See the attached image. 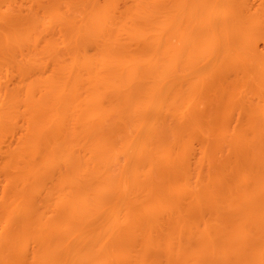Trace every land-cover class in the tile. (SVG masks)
I'll return each mask as SVG.
<instances>
[{
    "label": "rangeland",
    "instance_id": "rangeland-1",
    "mask_svg": "<svg viewBox=\"0 0 264 264\" xmlns=\"http://www.w3.org/2000/svg\"><path fill=\"white\" fill-rule=\"evenodd\" d=\"M2 1V0H1ZM0 1V2H1ZM6 1V5L4 4V3H1V7H0V9H2V10H0V11H2V12H0L1 14V16H0V22H1V19L2 18H5V16H6V18L5 19H7L8 20V18L9 17H12V18H14L15 17V19H13L12 20V22H10V24L12 25V26H9L10 28H7L5 25V21L6 20H4V19H2V24H3V26H5L6 28H7V30H5V31H7L6 33L4 32V29H3V26H1L2 24L0 23V27H2V28H0V29H2L3 31H1L0 33H2V34H0V36L1 35H3V33L4 34H7V35H5V36H3L4 38H6V40H3V39H1V37H0V41H5L4 42V44L3 45H1L2 46V50L4 49V51H6L5 53H4V51H3V56H2V59H0V60H2V62H3V60H8V62H9V64H8V62L6 61V62H1V64L3 65H0V67L2 66V68H0V71L2 70L3 71V73H0V100L2 99L3 101L4 100H6L5 98L7 97L8 99H9V97L10 96H8V95H11V93L9 94V92H10V90L12 91V89H15L14 87L15 86H19L20 84V86H25L26 87V85L25 84H30V83H33V85H30V86H28V88H27V90H26V88L25 87H21V88H24L23 90H25V91H27V93H29L28 92V89L29 90H31L30 91V93L28 94L29 95V98L30 99H33V101H35V97L38 99L39 97H41V95H42V93H44V94H48V95H46L47 96V98H48V96L49 95H51V93H53V94H56V93H58V92H60V94H56L55 95V97L57 96L58 97V95H59V97H60V95L62 94V93H67V94H69L70 96L72 95V94H76V93H78V94H80L79 96H81V98L83 97L84 98V96H85V99H86V96H88V94L89 95H91L93 92H94V97H96V98H94V97H92L93 96V94H92V96H90V97H92L91 99L92 100H90V99H88V100H90V102L92 101V102H94V99H95V102L94 103H96L97 101L99 102H97L96 104H94V103H92V104H94L95 106V108L91 105V103L90 104H88V106L89 105H91L90 107L91 108H93L92 110H93V115L91 116V117H93V118H91L90 117V114H92V113H89V117L91 118L90 120H94V121H92L91 123H93V122H97V121H95V119H97L98 120V118L97 117H99L100 119H102L103 121H105V119H106V122H107V125H109L107 128V130L105 131H103L102 132V137H101V139L103 138V140H104V142L103 141H101V142H103V144L105 143V141H106V143H110V144H112V145H110L109 147H108V149L106 150V155H107V158H106V155H104L103 154V156L106 158H104L101 154L104 152L103 151V149L104 148H106V146L108 145V144H106L105 143V145L106 146H104V148H102L103 147V144L101 143V142H99V143H101L102 144V146H101V148L102 149H100L99 148V150H101V153L99 152V150L97 151V152H99L100 154H97L95 151V153L98 155V157H99V159H100V157L102 156L103 158H104V162H103V164L106 162V161H110L111 160V158H109V157H113L114 156V158H115V160H114V158H112V160L113 161H111L110 163H111V165H114L113 167L110 165V163L109 162H106V164H105V166H103L104 167V169H105V167L107 168V166H111V171H114L113 173H114V176L116 175V174H120V176H118L117 178H115V180H114V178H112L115 182H117L116 180H119L120 179V177H121V180H123L124 178L126 179L127 178V176L129 177H131L130 178V180H129V182L132 180V179H135V178H137V175L135 176V177H132V175H134L135 173L136 174H138L137 172V170L139 169V174L141 173L140 171H142V169H144L142 172L143 173H141L142 175H139L138 174V177L140 176H149V177H147V178H149V179H146V181L144 182V179H142L143 180V182L144 183H148L147 185L149 186V184L151 183H149L147 180H151L152 181V185L155 187H152V190L153 191H155V192H157L158 190L157 189H159L160 187H162L163 189H161V193L163 192V195H165V194H167V195H165V197L164 198H167V200H169V198H170V206L169 205H167V208H169V209H165V207L163 206V205H165V204H161L163 207H164V209H162L163 210V212H164V210H166L163 214H165L166 212H167V210H168V212L166 213L167 215H168V213L170 214V212L172 213V207L174 206V203H173V201L171 202V200H172V195L174 196V194H175V196H176V193H178V191H176L177 189H180V191H181V195H183L182 197V199H181V195H180V198L179 199H181L182 201H183V204H185L184 203V201L186 200V198L185 197H187L186 195H184L186 192L188 193V197H190V195L191 194H193L194 192H195V189H196V191H197V187H195L194 185V183L195 182H197L198 181V185L200 184V186H202L201 184H207V185H210L211 187H212V189L210 188V186H208L210 189H211V192L212 191H214L213 190V187H216V189H218V187H217V185L219 186V184H222L223 183V185L224 184H226V182H228V181H230V182H232L233 183V180L232 179H234V181H236L235 183H237L238 181H239V179H242L243 181H248V184H249V182L250 181H256L257 179H253L252 180V178L253 177H256L257 175H256V173H255V171H254V169H255V167H254V164H256L257 162H258V159H257V157L260 159V158H262V160L264 159V123H263V125H262V122L261 121H257L260 125L258 126V124H255L256 123V121L255 122H251L252 124H255V128H254V126L252 127L253 129H254V131H252L251 129L252 128H250L249 130H250V132H248V133H241L240 131L245 127V125H246V117H247V119L249 118L248 116L250 115V113H253V111L255 110V109H258V112L257 113H259V109L261 108V107H264V84H262L261 85V87H262V89H260L261 87L259 86L260 84L259 83H263V82H260L261 80L260 79H258L257 80V78H256V80H255V77H256V75L254 74L253 75V71L255 70V69H258V70H260L261 68H262V70L264 71V32L262 33V32H260L259 34H258V32L259 31H261L260 29L261 28H263V26H261V28H259V31H255L256 33L255 34H258L257 36H256V38H255V36H254V38L255 39H258L257 41H254V43H253V40H255V39H252L251 41H252V43H251V41H250V43L252 44V45H250L249 44V46H248V48H253L254 49V51L256 52V53H254L253 51H251V50H253V49H251L250 50V52H252L254 55L252 56L251 54L248 56V57H244V59L246 60H249V62H247V60L245 61L246 63H251L252 64V62L254 63V62H256L258 65H256L255 67L254 66H252V65H254V64H256V63H254V64H250L252 67H254V68H249V67H247V65H249V64H246L245 65V67H243L244 66V59H242L243 60V63L241 64V62L238 64L239 66H240V64L242 65V67L245 69L244 71L247 73V74H249L250 76V78L248 77V79H247V82H243V80H241L240 78H241V74H244V73H242L243 72V69H238V71L239 72H237V69H236V67L237 66H233L232 68L233 69H236V70H230V71H228L227 73H226V69H224L223 71H225L224 73H226L225 75H224V73H223V71L221 72V73H219V75L217 74H214L213 73V71H214V68L212 67V65L213 64H211L209 61H214V60H211L210 59V57H211V55H214V54H216V55H214L213 57H216L217 55L219 56V59H221L222 57L223 58H226L224 55L227 53V50H229V49H231V48H227L228 46H229V43H227L228 41V39H226V38H228V36L227 35H229V37H230V31H233L232 29L233 28H231L230 26H232V25H227V22H225V24H222V20H225V19H223L224 18V15H226V13L228 12L227 11V9L226 8H228V5H229V1L230 0H8V2H10L9 4L7 3V0H5ZM225 1V2H224ZM260 1V0H259ZM14 2V3H13ZM249 2V0H247V2L246 3H248ZM11 3H12V5H11ZM202 3H203V5H202ZM223 5H221V4ZM250 3V4H249ZM248 4L249 5H251V6H249V7H251V8H249L251 11H249V12H252L253 14H254V12L256 13L258 10H260L259 9V7H261L260 5H262L263 3H261L260 5H259V3L260 2H258L257 0H251L250 2H249ZM245 4V3H244ZM3 5V6H2ZM9 6V8H8V6ZM213 5V6H212ZM227 5V6H226ZM6 6H7V8H6ZM201 6V7H200ZM211 6V7H210ZM225 6V7H224ZM6 8V12L4 11V9ZM11 7V8H10ZM247 7V6H246ZM198 8H200V9H198ZM203 8V9H202ZM206 8H208V9H206ZM225 8V9H224ZM11 9H14V10H11ZM210 9V10H209ZM212 9H213V11H212ZM248 9V10H249ZM262 9V8H261ZM7 10L9 11L10 10V12H7ZM219 10V11H218ZM220 10H222V11H220ZM224 10V11H223ZM13 11V12H12ZM4 12V13H3ZM218 13V15H216L217 13ZM245 12V11H244ZM243 12V13H244ZM262 12V11H261ZM5 13H8V14H5ZM9 13H11L10 15H12V16H9ZM17 13H19L18 15L20 16V21H17L18 19H19V16L18 15H16ZM221 13V14H220ZM237 13V12H236ZM251 13V14H252ZM16 16H15V15ZM257 14V13H256ZM256 14H254L255 16H256ZM259 14V13H258ZM257 14V15H258ZM5 15V16H4ZM13 15H14V17H13ZM24 15H25V17H24ZM213 15V16H212ZM220 15V16H219ZM222 15V16H221ZM251 16V15H250ZM254 16V17H255ZM260 16V15H259ZM263 16V15H262ZM18 17V18H17ZM22 17V18H21ZM215 17H217V18H215ZM222 19H220V18ZM25 19V21H22L21 19ZM31 18H32V20H31ZM220 19L221 20V24H220V20L218 21V20H215V19ZM259 18H262L261 16L259 17ZM29 19V20H28ZM4 20V21H3ZM15 20V21H14ZM244 20V19H243ZM264 20V19H263ZM14 21V22H13ZM17 21V22H16ZM23 22L24 24H26V27H25V25L24 24H22V23H19V22ZM26 22V23H25ZM212 22V23H211ZM232 22H234V21H232ZM238 22V21H237ZM237 22H236V24H237ZM217 23V24H216ZM229 23V22H228ZM263 23H264V21H263ZM9 24V25H10ZM29 24V25H28ZM232 24V23H231ZM7 25H8V23H7ZM16 25H20V26H22L23 25V27H19L18 26V29L20 30V31H18V29H17V27H16ZM31 25V26H30ZM211 25V26H210ZM233 25H234V23H233ZM237 25H239V24H237ZM243 25V24H242ZM223 26V27H222ZM244 26V25H243ZM4 27V28H5ZM14 28V27H16V28H14V30H16V32L12 29V28ZM31 27V28H30ZM35 27V28H34ZM229 27L231 28V30L229 29ZM235 27L237 28L238 26H236L235 25ZM234 27V30H236V28ZM246 27V26H245ZM22 30H21V29ZM24 28H26L25 30H24ZM240 28H241V26H240ZM240 28H237V32L235 33V35H237V33H238V29H240ZM243 28V27H242ZM257 28V29H258ZM9 29H10V31H12V32H10L9 31ZM30 29H32L31 31H30ZM23 30H24V32H23ZM28 30V31H27ZM36 30V31H35ZM229 30V31H228ZM248 30V29H247ZM246 30V31H247ZM256 30V29H255ZM263 31H264V29H262ZM26 31H27V33H26ZM225 31H227V32H225ZM242 31H244L243 29H242ZM250 31V30H249ZM253 31V30H252ZM13 32H15V33H13ZM18 32H20V33H18ZM28 32H30V33H28ZM34 32V33H33ZM254 32V31H253ZM8 33H10V35H12V37H10L9 38V34ZM14 34V36H13V34ZM37 33V34H36ZM232 33H234V32H232ZM232 33H231V35H232ZM243 33V35H244V32H242ZM250 33V32H249ZM16 34H17V37H16ZM19 34V35H18ZM28 34L30 35V36H28ZM40 36H39V35ZM239 34V33H238ZM241 34V33H240ZM263 34V35H262ZM21 35V36H20ZM22 35H24V37L22 36ZM250 35L251 36H253L251 33H250ZM262 35V36H261ZM7 36V37H6ZM28 38H26V37ZM238 36V35H237ZM248 36V38L250 37L249 35H247ZM261 36V37H260ZM23 37V38H22ZM31 37V38H30ZM35 37H37V38H35ZM241 37V36H240ZM8 38V39H7ZM17 40H15V39ZM26 38V39H25ZM245 38H247V37H245ZM251 38V37H250ZM22 39V40H21ZM23 39H25L26 41H24ZM230 39L231 40H229V41H232V38L230 37ZM261 39H263V40H261ZM7 40H11L12 42L10 43V42H8ZM20 40V41H19ZM243 40H245L244 38H243ZM16 41V42H15ZM248 41V40H247ZM31 42V43H30ZM37 42V43H36ZM25 43V44H24ZM235 43H237V47H238V41L237 42H235ZM241 43V42H240ZM7 44H8V47H7ZM13 44V45H12ZM16 44H18V46L16 45ZM21 44V45H20ZM26 44H27V46H26ZM34 44V45H33ZM228 45V46H226V45ZM233 44V43H232ZM231 44V45H232ZM248 44V43H247ZM15 45V46H14ZM239 45H241V44H239ZM244 45V44H243ZM23 46V47H22ZM235 46V47H236ZM251 46V47H250ZM16 47H18V49L16 48ZM19 47H21V48H19ZM27 49H26V48ZM31 47V48H30ZM210 47V48H209ZM243 47V46H242ZM241 46H240V48H242ZM255 47V48H254ZM8 48V49H7ZM11 48V49H10ZM206 48V49H205ZM209 48V49H208ZM226 48V49H225ZM239 48V47H238ZM238 48L236 49V50H238ZM244 48V47H243ZM17 49V50H16ZM22 49V50H21ZM31 49V50H30ZM203 49V50H202ZM244 49H247V47L246 48H244ZM243 49V50H244ZM19 50V51H18ZM21 50V51H20ZM224 50H225V52H224ZM232 50V49H231ZM248 50V49H247ZM247 50H245V51H247ZM14 51H16V52H14ZM31 51V52H30ZM207 51H208V53H207ZM238 51H240V50H238ZM244 51V52H245ZM249 51V50H248ZM20 53V54H18V53ZM25 52V53H24ZM36 52V53H35ZM219 52V53H218ZM223 52H224V54H223ZM233 52V51H232ZM237 52V51H236ZM243 52V51H242ZM243 52V53H244ZM10 53V54H9ZM35 53V54H34ZM205 53V54H204ZM213 53V54H212ZM218 53V54H217ZM16 54H17V56H16ZM24 54H25V59H23V60H29V61H27V63L29 62L30 63V61H34L35 63H37V64H34V62H33V64L35 65V66H33V64H31V65H29V66H31V67H33V69H34V67H35V69L36 70H34L33 71V69H31V67H30V71H32V73L34 74H32V73H30V72H28L27 71V73L25 74H22V72H18L20 69L18 68V65H22V63H20V64H18V62L20 61H22V60H18V59H22V57L24 56ZM29 54V55H28ZM31 54V55H30ZM201 54V55H200ZM205 55V57L206 58H203V56ZM209 54V55H208ZM211 54V55H210ZM223 56H222V55ZM233 54H236V53H234L233 52ZM232 54V55H233ZM240 54V53H239ZM2 55V54H1ZM7 55L8 56H11L12 55V57H7ZM21 55V56H20ZM23 55V56H22ZM40 56V57H38V56ZM199 55L201 56L200 58H198L199 57ZM203 55V56H202ZM207 55H208V59H207ZM226 55H228V54H226ZM238 55V54H237ZM241 55V54H240ZM245 55V54H244ZM26 56H28V57H26ZM231 56V55H230ZM252 58H251V57ZM6 59H5V58ZM212 57V58H213ZM221 57V58H220ZM235 57V56H234ZM238 57V56H237ZM4 58V59H3ZM14 58V59H13ZM15 58H16V60H15ZM241 58H243V57H241ZM251 58V59H250ZM256 60H255V59ZM13 61V60H15V62L13 63L11 60ZM198 59H201L200 60V62H199V60ZM202 59H204V60H202ZM214 59V58H213ZM231 59H233L232 57H231ZM38 60V62H36ZM217 60H218V58H217ZM233 60H235V59H233ZM238 60H239V58H238ZM237 60V61H238ZM254 60V61H253ZM258 60V61H257ZM17 61V62H16ZM206 61V62H205ZM208 61V62H207ZM225 61V60H224ZM241 61V60H240ZM251 61V62H250ZM23 62V61H22ZM218 62V61H217ZM216 62V63H217ZM229 62V61H228ZM230 62H232V60L230 61ZM236 62V61H235ZM17 63V64H16ZM25 63V62H24ZM198 63H201V64H199V66H198ZM204 63V64H203ZM210 63V64H209ZM213 63V62H212ZM216 63H214V64H216ZM222 64H225L226 66H228V64H226L227 63V61H226V63H224L223 61L221 62ZM8 64V65H7ZM207 66H206V65ZM230 64V63H229ZM261 64H262V66H261ZM203 65V66H202ZM205 65V66H204ZM218 65V64H217ZM220 65V64H219ZM223 66V67H226V66ZM231 65V64H230ZM39 66V67H38ZM202 66V67H201ZM214 66H216V65H214ZM21 67V66H20ZM198 67H199V71H200V73H199V71H198ZM210 67H211V69H210ZM219 67V66H218ZM222 67V66H221ZM235 67V68H234ZM249 69V72H250V70H252V73L250 74L249 72H248V70H247V68ZM5 68H6V70H5ZM202 68V69H201ZM230 68H231V66H230ZM237 68H241V67H237ZM23 69V68H22ZM134 69H136V70H134ZM139 69V70H138ZM216 69H217V67H216ZM222 69V68H221ZM220 69V70H221ZM79 70V71H78ZM114 70H116V71H114ZM133 72V73H137L135 76H134V78H136V79H133V77H132V79L134 80V82L136 83H138V84H140L139 83V81H142V83L143 84H145L144 86L146 87V88H148V90H149V92H150V94H151V96H150V98L152 97V98H156L157 97V94H158V92H160V91H163V96H162V94H161V97L158 95V100L156 99V102L158 103L157 105H159V103H160V107L159 106H157V108L159 107V113H156V112H154V111H149V112H145V108H144V112H143V110H142V108H139V104H137V100L135 99V103H136V105H137V107H135L136 105H133L132 106V101H134V98L133 99H128L129 101H130V103L129 102H127L129 105H127L126 104V102H124L123 103V105L124 106H121V103H122V100L123 99H121V97H122V95H121V97H120V99H121V103H118V102H120L119 100V98H118V102L117 101H115V102H117L118 103V105L116 106V105H114V103L112 102L111 103V96L109 97V96H107V98H105L103 95H100V94H104V93H107V92H103V93H101L100 92V94H98L99 93V91L98 90H96L97 91V94L98 95H100V97H101V99H99L100 97H98V99H97V94L95 95V91H93V90H95V89H93L92 91L90 90V93H88V92H85V88L84 87H86V86H88L87 84L88 83H90V82H95V81H97L99 78H98V76H96V72H97V75H98V72L100 73V71L101 72H104V71H106V73L108 72V71H111V72H108V73H111L112 75H109V76H106L105 78L107 79L106 81H108L109 82V80L111 81V82H115V80L116 79H118L117 78V76L119 75V79H122V80H126L127 79V77H129V76H126L127 74H129V73H132L131 71ZM195 70H197L196 72H195ZM210 70V71H209ZM217 70H219V68L217 69ZM220 70L218 71V72H220ZM1 71V72H2ZM17 71V72H16ZM37 71V73H35ZM60 71V72H59ZM70 71H71V73H70ZM207 71H209V72H207ZM256 71V70H255ZM75 72V73H74ZM146 72H148V73H146ZM187 72H189V74L187 73ZM199 74H198V73ZM205 72L206 73H208V74H205ZM210 72H212L211 74H210ZM217 72V71H216ZM257 72V71H256ZM262 71L260 70V72H258V73H261ZM29 73V74H28ZM80 73V74H79ZM93 73L95 74V76H92L93 75ZM105 73V74H106ZM123 73V74H122ZM127 73V74H126ZM176 73L178 74L179 73V75H180V73H181V75L180 76H177L176 75ZM187 73V74H186ZM190 73H192V75L190 74ZM196 73H197V76H198V78H197V76H196ZM223 73V74H222ZM229 73V74H228ZM232 73V74H231ZM235 73H238L237 75L235 74ZM18 74H20V76L18 75ZM37 74H40V75H37ZM102 74V73H101ZM104 74V73H103ZM102 74V75H103ZM104 74V75H105ZM122 74V75H121ZM143 74H144V76H143ZM182 74H183V76H182ZM188 76L189 75V78L188 77H185L186 75ZM235 74V75H234ZM261 74H264V73H261ZM17 77H16V76ZM28 75V76H27ZM55 75V76H54ZM80 75V76H79ZM84 75V76H83ZM103 75V76H104ZM115 75V76H114ZM137 75H138V77H137ZM194 75V76H193ZM200 75V76H199ZM216 75V76H215ZM223 76V79L224 78H226V80H224L223 81V83H222V81H221V79L220 78H222V76ZM239 75V76H238ZM253 75V76H252ZM26 76V77H25ZM42 76H44V77H42ZM74 76V77H73ZM101 76V75H100ZM103 76H102V78H103ZM125 76H126V78H125ZM145 76H147V77H145ZM177 76V77H176ZM196 76V77H195ZM219 76H220V78H219ZM246 76H248V75H246ZM262 76V75H261ZM260 76V77H261ZM264 76V75H263ZM262 76V77H263ZM23 77V78H22ZM50 77V78H49ZM115 78V79H113V78ZM140 77V78H139ZM180 77V78H179ZM251 77L253 78V79H251ZM20 78L23 80H20ZM54 78V79H53ZM77 78H79V79H77ZM81 78V79H80ZM92 80H91V79ZM96 78V79H95ZM147 78V79H146ZM185 78V79H184ZM198 79V85L197 86H199L198 87V89H196L195 90V88H194V86H193V88L194 89H191V86L188 88L189 89V94L188 95H191L192 97H190V98H193L194 99V97L195 98H197L196 100V104H198V114H199V116H200V118H201V120H202V122L200 123H198V121H197V125H198V127H197V129H195V132L193 131L192 132V134H193V136H192V134H191V136H192V138H191V141H190V135H188L189 133L188 132H186L185 130H183L181 127V124L183 123V126L185 125L184 124V122L183 121H185V123L188 125H190V127H191V123L194 121V115L196 114H194L193 112L194 111H196V108L194 109V107L193 108H191L190 107V109H189V107L187 108L186 106H184L183 105V103H182V100H180L181 98H179V96H178V98H175L174 96L173 97H170L171 99L173 98V100L175 99L176 100V102H175V100L173 101H171V99H169L170 101L168 102V96H172V95H175V88L177 89V90H179L178 89V87H180V86H184V85H186V88L185 89H187V82L189 81V83L188 84H193V79ZM239 78V79H238ZM264 78V77H263ZM262 78V79H263ZM25 79V80H24ZM74 79V80H73ZM87 81H86V80ZM111 79H113V80H111ZM118 79V80H119ZM139 79V80H138ZM177 79V80H176ZM183 79V80H182ZM189 79V80H188ZM216 79H219V80H216ZM222 79V80H223ZM56 80H58L57 82H56ZM59 80H62V81H59ZM69 80V81H68ZM72 80V81H71ZM103 80H105V79H103ZM179 80V81H178ZM186 80V81H185ZM190 80H192V81H190ZM203 80V81H202ZM239 80V82H237ZM260 80V81H259ZM37 81H41V84H42V81H43V83L45 82H47L48 84H47V86L49 87L50 86V88H48V89H46V88H43V91H41L40 90V92H42L41 94H40V92L39 91H33L34 90V88H33V86H34V83L36 84V82ZM55 81V82H54ZM78 83H77V82ZM106 81H103V82H106ZM119 81H121V80H119ZM127 82H125V83H128V80H126ZM181 81H183V83H180ZM196 81V80H195ZM194 81V82H195ZM220 81V82H219ZM255 81H256V83H255ZM262 81H264V80H262ZM17 82V83H16ZM18 82H19V84H18ZM22 82V83H21ZM37 83V84H39L40 85V83ZM67 82V83H66ZM75 82V83H74ZM98 82H100L99 80H98ZM102 82V81H101ZM185 82V83H184ZM217 82H219V83H221L220 85H221V87H219L220 85H219V83H217ZM246 83V85H243V83ZM259 82V83H258ZM63 83V84H62ZM87 83V84H86ZM96 83V82H95ZM136 83V84H137ZM196 83V82H195ZM194 83V84H195ZM216 83H217V85H216ZM239 83V84H238ZM16 84H18V85H16ZM51 84V85H50ZM56 84V85H55ZM61 86H60V85ZM66 84V85H65ZM70 86H69V85ZM71 84H75V86L73 87V85H71ZM83 84V85H82ZM86 84V85H85ZM99 83H96V85H98ZM101 84H104V83H101ZM101 84H99V85H101ZM150 84H152V85H150ZM181 84V85H180ZM182 84H184V85H182ZM241 84V85H240ZM59 85V86H58ZM141 85V84H140ZM37 86V85H36ZM42 86V85H41ZM44 86V85H43ZM56 86V87H55ZM63 86H65V87H63ZM72 86V87H71ZM79 86V87H78ZM90 86H93V85H90ZM90 86H89V88H90ZM153 86V87H152ZM238 86V87H237ZM241 86V87H240ZM258 86H259V88H258ZM35 87V86H34ZM39 87V86H38ZM46 87V86H45ZM58 87V88H57ZM76 87V88H75ZM82 87V88H81ZM152 89V91H150V88ZM159 87H163L162 88V90H160L159 89ZM37 88V87H36ZM35 88V90H37ZM53 88H55V90L53 89ZM63 88H65L66 90H68L69 91V89L70 90H77V92H75V93H72V94H70V92L68 93L66 90H64V91H66V92H64V91H62V89ZM74 88V89H73ZM95 88V87H94ZM146 88H145V90H146ZM155 88H156V90L158 91H155ZM182 88V87H181ZM243 88V89H242ZM17 89V88H16ZM38 89H40V87L38 88ZM44 89H46V91H44ZM51 89H52V91H51ZM60 89V90H59ZM80 89V90H79ZM91 89V88H90ZM96 89H98L97 87H96ZM153 89H154V91H153ZM159 89V90H158ZM238 89H239V91H238ZM20 90V89H19ZM18 90V91H19ZM22 89H21V92L23 91ZM47 90H49V91H47ZM56 90H57V92H56ZM79 90V91H78ZM15 91V90H14ZM13 91V92H14ZM71 91V92H72ZM105 91V90H104ZM187 91V90H186ZM17 92V91H16ZM34 92V93H33ZM36 92V93H35ZM56 92V93H55ZM85 92V93H84ZM147 94H148V92H147V90L145 91ZM153 92V93H152ZM155 92H157V94H155ZM184 92V91H183ZM183 92H181V93H183ZM26 93V92H25ZM27 93L26 94H24V92H23V94L25 95V97H26V95H27ZM143 93V92H142ZM185 93V92H184ZM187 93L188 92H186V96H187ZM191 93V94H190ZM22 94V93H21ZM20 95V91H19V93L18 94H16V95H18V97L20 96H22V97H24V95ZM32 94H34L33 95V97L31 96ZM43 94V95H44ZM78 94H76V95H78ZM84 94V95H83ZM108 94V93H107ZM149 94V95H150ZM153 94L156 96V97H154L153 96ZM15 95V96H16ZM27 95V96H28ZM67 96V97H65V94L63 95L65 98H67V99H72V98H69L70 96ZM74 95H73V97H74ZM146 95V94H145ZM179 95V94H178ZM181 96H183V94H180ZM15 96L13 97V94L11 95V97L13 98V101H15L14 100V98H15ZM32 98H31V97ZM78 96V97H79ZM103 96V97H102ZM118 96V95H117ZM10 97V98H11ZM19 97V98H20ZM43 97V96H42ZM54 97V96H53ZM52 97V99L54 100V98ZM57 97H56V101H57ZM63 97V98H64ZM72 97V96H71ZM119 97V96H118ZM124 97V96H123ZM148 97V96H147ZM188 97V96H187ZM187 97H185V98H187ZM12 98H11V100H12ZM28 98V97H27ZM27 98H25V99H27ZM44 98V97H43ZM43 98H41V99H43ZM51 98V97H50ZM61 98V97H60ZM75 98H77L76 96H75ZM75 98L74 99H72V101H69V102H73L74 100H75ZM80 98V97H79ZM79 98H77V99H79ZM88 98V97H87ZM102 98H103V100H102ZM105 98V99H104ZM149 98V97H148ZM147 98V99H148ZM149 98V99H150ZM16 99L18 100V101H20L18 98H17V96H16ZM24 98H23V101L25 100ZM59 99V98H58ZM66 99V100H67ZM97 99V100H96ZM124 99H126L125 97H124ZM145 99V98H144ZM159 99H160V101H159ZM1 100V101H2ZM11 100H9V102L11 101ZM16 100V101H17ZM62 101H63V99H61ZM80 100V99H79ZM115 100H116V97H115ZM139 100V102L138 103H140V105H142V106H140V107H143L144 106V104L147 102H143L142 104H141V101H140V98L138 99ZM142 100V99H141ZM184 101H185V99H183ZM195 100V99H194ZM0 101V105H1V102ZM13 101H11V102H13ZM21 101H22V99H21ZM22 101V102H23ZM39 101H40V98H39ZM43 101H45L44 99H43ZM46 101H49V99L48 100H46ZM45 101V102H46ZM59 101V100H58ZM57 101V102H58ZM61 101V103H63ZM78 101V100H77ZM76 100H75V102H73L72 104L73 105H76L75 103H79V102H77ZM82 101V100H81ZM80 101V102H81ZM84 101H86V100H84ZM110 101V102H109ZM169 103V105H168V103ZM183 101V102H184ZM8 102V100H7V103H9ZM42 102V101H41ZM50 102V101H49ZM49 102L47 103V104H49ZM66 102V101H65ZM64 102V103H65ZM67 102H68V100H67ZM66 102V103H67ZM68 102V103H69ZM176 104H175V103ZM188 102H190V101H188ZM7 104L5 101L3 102V104ZM14 103V102H13ZM19 103V102H18ZM36 103V102H35ZM39 102H37L36 104H38ZM59 103V102H58ZM63 103V106H64V108H62L61 109V104L58 106V104H56V102H53V104L52 105H48V107H49V110H48V107H47V109H46V112H48V114H46V116L48 115V117H50V119L52 120V121H54V123H53V127L55 128V127H58V129H53L52 127V130H51V132L48 134L49 136H47V138L45 139V138H43L42 139V143H40V144H42V145H44L45 143H43V142H45L46 141V144L43 146V150H41V151H43V152H41V153H39V154H37V155H35V158H34V160L32 161V163H33V167L35 166V165H40V166H37L36 168V174L34 175L32 172H28V170L26 169V166L24 167V165L22 164V163H18V162H20V161H18L17 159L16 160H14V162H17V164H19V166L20 167H18L17 168V164L15 165V170H12V169H10V170H8L7 169V171L6 172H3L2 170H1V168H2V166H4V163L8 160V157L7 156H9L12 152H14V154H15V152H17L18 150L20 151V149H21V147H27V143L29 142L28 140H30V139H28V137H30V135H28L27 134V131H28V128H27V126L28 125H25V123H24V121H21L20 120V118L18 119L17 118V120H16V122H15V124L13 123V125H14V127H9V128H7V129H5L6 131L5 132H3L4 134L0 137V208H2L4 205H6V207H7V204H9L11 201H12V198L14 197L13 195H11L12 194V191L14 190V188L12 189L11 187H13V185H16V186H19L18 184L20 183V181H23L24 183H25V185H27L28 186V188H26V189H24V192H23V194H22V199H20V200H18L17 199V201H15V202H12V204L14 205V207H16V209L15 210H17L19 213H20V215H19V213H15L14 212V209H12V211H13V214L15 213V214H17L19 217H18V220H17V222H19V221H25L28 217L27 216H29V215H33L34 217L36 216V214L35 213H37V212H40V213H42V214H45L44 216H47L48 217V215H49V218H52V217H54V216H52V212L54 211V209H55V207H57V209L58 208H62L61 206H63V204H65V203H61L62 202V198L64 197V201L67 199V203L68 202H70L69 203V205H70V207H71V205L72 204H74V205H82L83 204V200L85 199V197H84V194H89V195H96V196H98V197H100L101 196V193H100V190L102 191V192H104L102 189H104L105 188V190L107 189V183H108V180L109 179H107V183L105 182V181H103V182H105L104 184L105 185H103V184H100L101 182V180L99 181L100 183H98L97 181L95 182V181H91L92 179V177L94 176V175H96L97 177H98V174H94V173H92V171H91V168H92V166H95V165H93V164H91V160L93 159V156H92V158H91V160L89 161L88 159H89V155L87 154L88 152H89V150H88V152H87V146L88 145H86L85 143L87 142V136L89 135V138H88V142L89 143H91V146L92 145H94V143L92 142V141H94L95 140V144H96V140H99L98 139V137L96 136V135H94L95 134V131H96V129L94 130V129H88L90 132H91V134L93 133V135L95 136H93V135H91L90 136V134L88 133L87 134V130H85L86 132H81V131H84V128L86 127L85 125H82V128H83V130H81V124H82V122L84 121H81V122H78V124L80 123V126H78L77 124H76V126H74L72 123H70V121L72 120V119H75L76 118V116H75V118H74V114L72 113V115H71V117H72V119L70 120L68 117H69V115L71 114V112H76V111H73V109H74V107H72V105L69 103V105H70V109H69V105H68V107H67V105L65 106V104ZM88 103V102H87ZM175 104V106H172V104ZM191 103V102H190ZM189 103V104H190ZM193 103H195V102H193ZM232 103V104H231ZM10 104V103H9ZM15 104V103H14ZM46 104V103H45ZM45 104H43V102L41 103V105H45ZM50 104H51V102H50ZM82 104V103H81ZM83 104H86V103H83ZM120 104V105H119ZM187 104V103H186ZM188 104V105H189ZM234 104V105H233ZM19 105H22L21 103H19ZM40 105V104H39ZM54 105V107H52ZM100 106V107H98V106ZM233 105V106H232ZM13 106H17V104L16 105H13ZM57 106V107H56ZM62 106V107H63ZM77 106H79V105H77ZM116 107V108H118L119 106H121L120 108H122V109H124V110H126L128 113H129V111H130V109H131V114L133 113V114H135V112H137L138 114H140V112L139 111H141V113L143 112L144 114L146 113L147 114V116L146 117H144V114L142 113V114H140V115H142V117L144 118H142L140 115H139V117H141V119H139L138 121H132V120H134L135 118H131V120H130V117L132 116V115H130L129 116V118H127L128 117V115L130 114H128L127 115V113L126 114H124V119H122V117H121V119H122V121L123 120H129V121H127V123H128V125L130 126L131 124H130V121H131V123L133 122L134 123V125H133V123H132V126H134L135 128H137L136 126H138L139 124L141 125L140 127L142 128V125H143V127H144V129L146 128L147 130H150V131H152L153 129H157L158 131H159V133H161V135H160V139L162 140L163 139V142H162V147H160V145L159 144H161L160 142L161 141H159V143H158V145L159 146H156V143L154 144L156 147H158L159 148V150L160 151H162L163 149L165 150H163L164 151V153H163V151L161 152V154H160V152H159V154L160 155H162V154H164V156L162 155L161 157L162 158H166L169 162H168V164H169V168L172 170V171H174V172H172L169 168H168V164L166 165V170H167V168L169 169V171L165 174V172H164V170H165V166H162L163 167V169L164 170H162L161 171V178L162 179H160V177H157L158 175H157V168L158 167H155L154 168V166L152 165L151 166V169H150V163L152 162V161H150V160H153V158L155 157L154 155V157L152 158L151 156H149V159L147 158H145V157H147V156H145V154H147L148 152H150V150H148V152L146 151L147 149L146 148H144V146H147L146 144L147 143H145V141L143 142H141V144L143 143L144 144V146L143 145H141L140 144V142H137L138 143V145L140 144V146H142L141 148L139 147L138 149H133L132 147H130V149L132 148V150H135V151H133L131 154H133V158H135V156L137 155V158L140 156V159L138 158V160L140 161V160H142V158H143V162H141V163H139V162H137L138 164H140L139 166H141L140 168H138V169H134V170H132L131 168L133 167L134 168V164H136V165H138L136 162H135V160L134 159H132L131 161L129 160V152L126 150V147L124 146V144L125 143H128V142H130V141H125V143H124V140H126V139H123L122 141L123 142H121V140H119V138H117L118 136H122L123 137V135L125 134L124 133V131L123 132H121V133H117L116 135H113L114 133H113V130H117V131H121V127L124 125L123 124V122L122 121H119L118 119H115V118H117L116 116H118L119 117V114L120 113H118V111L116 112L115 111V109L113 108V107ZM146 106H148L147 105V103H146ZM229 106V107H228ZM19 107V106H18ZM21 107V106H20ZM19 107V108H20ZM40 107V106H39ZM46 107H44V108H46ZM51 107L52 108H56L57 110H55L54 111V109H51ZM81 106H79V108H80ZM82 107H83V105H82ZM128 107V108H127ZM130 107V108H129ZM170 107V108H169ZM23 107H21V112H23L24 111V108L22 109ZM41 108V107H40ZM61 110V112H60V110ZM66 108H68V111H66ZM72 108V109H71ZM84 108H87V107H84ZM127 108V109H126ZM133 108H135V109H133ZM174 108V109H173ZM227 108V109H226ZM75 109H76V107H75ZM81 109V108H80ZM89 109V108H88ZM87 109V110H88ZM99 109H101L100 110V112H98V110ZM140 109V110H139ZM173 109V110H172ZM225 109V111H223ZM42 110H43V108H42ZM65 112H64V111ZM70 110H72V111H70ZM97 110V111H96ZM168 110H170V112L168 111ZM171 110H172V112H171ZM18 111V110H17ZM51 113H50V112ZM80 111H82V110H79V112ZM86 111V110H85ZM84 111V112H85ZM89 111H91V109L89 110ZM88 111V112H89ZM94 111H95V113L96 112H98V115H97V113L96 114H94ZM122 111V110H121ZM120 110H119V112H121ZM175 111V112H174ZM19 112V111H18ZM78 112V113H79ZM102 112V113H101ZM225 112V113H224ZM256 112H255V114H256ZM20 113V112H19ZM24 113V112H23ZM23 113H22V115H23ZM56 113H59V115L58 116H55V118H54V115H56ZM63 113V114H62ZM82 113L83 112H80L79 114H81V115H78V116H82ZM101 113V114H100ZM125 113V112H124ZM172 113V114H171ZM26 114V113H25ZM49 114H51V115H49ZM61 114H62V116H65V117H62L61 116ZM122 114V113H121ZM137 114V115H138ZM145 114V115H146ZM194 114V115H193ZM22 115H19L20 117H22ZM94 115H95V117H94ZM100 115H102V116H100ZM126 115H127V117H126ZM248 115V116H247ZM18 116V115H17ZM18 116V117H19ZM44 116H45V114H44ZM45 116V117H46ZM52 116V117H51ZM97 116V117H96ZM134 116H136V115H133L132 117H134ZM251 116V118H252V116L253 115H250ZM257 116H259V114L258 115H256L255 117H257ZM137 117V116H136ZM197 117V116H196ZM60 118V119H59ZM126 118V119H125ZM184 118V119H183ZM198 118V117H197ZM196 118V120H198ZM250 118V119H251ZM261 118V117H260ZM46 119V118H45ZM48 119V118H47ZM57 119V120H56ZM65 119V120H64ZM83 118H81L80 120H82ZM84 119H85V117H84ZM86 119L88 120V122L90 123V121H89V119H88V117H87V115H86ZM85 119V120H86ZM99 119V120H100ZM180 119V120H179ZM250 119L248 120V121H250ZM254 119H257V118H254ZM58 120H59V122H58ZM183 120V121H182ZM258 120H260V119H258ZM64 121V122H63ZM76 121V120H75ZM78 121H79V119H78ZM101 121V120H100ZM99 121V123H101ZM109 121V122H108ZM143 121V122H142ZM248 121H247V125L246 126H250V124H248ZM11 123H12V121H10ZM9 122V123H10ZM49 122V121H48ZM62 122V123H61ZM69 122V123H68ZM77 122V121H76ZM85 123L87 122V121H84ZM105 122V123H106ZM136 122H138V124L136 123ZM180 122V123H179ZM182 122V123H181ZM261 122V123H260ZM10 123V125H12ZM45 123H46V120H45ZM56 123V124H55ZM74 123V122H73ZM90 123V124H91ZM127 123L125 124V125H127ZM136 123V124H135ZM143 123V124H142ZM194 123H195V121H194ZM7 124V123H6ZM47 124V123H46ZM58 124V125H57ZM63 124H65V125H63ZM68 124H70V125H68ZM88 124V123H87ZM180 124V125H179ZM50 125V126H51ZM68 125V126H67ZM127 125V126H128ZM136 125V126H135ZM196 125V126H197ZM60 126H62L63 127V129L65 128V131H59V128H60V130H61V128L62 127H60ZM65 126V127H64ZM73 126V127H72ZM85 126V127H84ZM193 126H195V125H193ZM192 126V127H193ZM3 127V126H2ZM1 127V128H2ZM5 127H7V126H5ZM4 127V128H5ZM46 127H48V126H46ZM66 127H67V130L68 129H71L72 131H70V130H66ZM71 127V128H70ZM133 127V128H134ZM139 127V126H138ZM186 127V126H185ZM50 128V127H49ZM49 128H47V129H49ZM77 128V130H75ZM78 128H80V129H78ZM111 128V129H110ZM112 128H114V129H112ZM125 128V127H124ZM127 128V127H126ZM131 128L132 127H130V129L128 128V129H126V133L128 132L129 133V130H131ZM133 128H132V131H133ZM134 128V129H135ZM189 128V127H188ZM3 129V128H2ZM46 129V130H47ZM62 129V130H63ZM119 129V130H118ZM190 129V128H189ZM30 130V129H29ZM58 130V131H57ZM73 130H75L76 131V133H78V134H73L75 131H73ZM94 130V131H93ZM188 130V129H187ZM192 130V129H191ZM198 132H197V131ZM2 131V130H1ZM4 131V130H3ZM44 131L45 130H43V134L46 136V133H44ZM50 130H48V132H49ZM70 131V132H69ZM79 131V132H78ZM110 131V132H109ZM117 131H115V133L117 132ZM183 131H184V133H183ZM252 131V132H251ZM47 132V131H46ZM57 132H59L61 135H63L64 136V139H62V136L60 135V137L58 136L59 135V133H57ZM82 134H81V133ZM108 133V137H107V133ZM2 132H0V134H1ZM30 133V132H29ZM64 133V134H63ZM68 133V134H67ZM81 134V136H79L78 138H79V140L77 139V137L76 136H78V135H80ZM96 133H98V131L96 132ZM101 133V132H100ZM218 133V134H217ZM219 133H221L222 134V136H218L219 135ZM31 134V133H30ZM42 134V133H41ZM42 134V135H43ZM56 134H58V135H56ZM73 134V135H72ZM83 134H84V136H85V134H86V136L85 137H83L82 138V136H83ZM105 136H104V135ZM216 134V136H214V135ZM72 135V136H71ZM110 135L112 136V137H110ZM127 134H125V136H126ZM69 136V137H68ZM99 136V135H98ZM104 136V137H103ZM115 136H117L116 138H115ZM124 136V137H125ZM132 136V135H131ZM55 137H56V141H55ZM71 137L73 138V139H71ZM106 137V138H105ZM133 137H134V134H133ZM189 138V141H188V138ZM58 138V139H57ZM85 138H86V140H85ZM97 138V139H96ZM109 138H112V140L110 141V139ZM126 138H128V136L126 137ZM45 139V140H44ZM54 139V140H53ZM80 139H82V141H80ZM118 139V140H117ZM121 139V138H120ZM246 139H247V143L246 142H244V141H246ZM249 139V140H248ZM44 140V141H43ZM74 140V141H73ZM76 140H77V142H76ZM129 140V139H128ZM135 140V138L134 139H131V141H132V145H133V147L135 146V145H137V144H135L136 143V141H134ZM138 140L139 141H141V139L140 138H138ZM31 141V140H30ZM79 141H80V144L78 145V143H79ZM84 141H85V143H84ZM100 141V140H99ZM109 141V142H108ZM55 142H57V143H55ZM61 142V143H60ZM119 142V143H118ZM238 142V144H239V146L241 147V154H242V152L244 151V152H251V154H256V156H255V159L254 160H251L250 158H248L249 160L247 161L248 162V164H247V162L246 161H244L245 162V166H244V168H243V170L242 171H239L240 173L241 172H243L244 173V175L242 174V175H240L241 176V178L236 174V176L239 178H237L235 175H234V171L232 170L233 168H236V166H234L235 165V161L234 160H237L238 161V158H239V156H238V158L236 157L234 160L232 159V157L233 156H231V155H229V152H230V144H235V143H237ZM82 143H84L85 144V146H86V148L84 147L83 148V145H81ZM89 143H87V144H89ZM98 143V144H99ZM118 143V144H117ZM124 143V144H123ZM29 144H30V142H29ZM61 144H62V146H61ZM98 144H96L97 146H99ZM100 144V145H101ZM113 144H115L114 146H113ZM53 145V146H52ZM80 145L82 146V148L80 147ZM90 145V144H89ZM126 145H129V143L128 144H126ZM29 146V145H28ZM78 146L81 148V151H80V148H79V151H78ZM24 147V148H25ZM61 147V148H60ZM89 147V146H88ZM96 147V146H95ZM112 147H114V150H112L113 148ZM138 147V146H137ZM239 147V148H240ZM56 148H57V150H56ZM61 150H60V149ZM62 148L64 149V150H62ZM90 148V147H89ZM94 148V147H93ZM97 148V147H96ZM95 148V149H96ZM109 148H110V150L112 151H110L109 150ZM116 148V149H115ZM134 148H136V147H134ZM142 148H144V149H146L145 150V152H144V149H142ZM162 148V149H161ZM168 148V149H167ZM82 149L84 150V156H83V153L81 154V155H79L81 152H83L82 151ZM22 150V149H21ZM53 150V151H52ZM93 150V149H92ZM139 150V151H138ZM190 150V151H189ZM229 150V151H228ZM23 151H28V150H23ZM22 151V152H23ZM57 151H58V154H57ZM62 151H63V153H62ZM103 151V152H102ZM117 152V154H116V152ZM128 153H127V152ZM167 151V152H166ZM55 152V153H54ZM60 152V153H59ZM65 152V153H64ZM78 152V153H77ZM111 152V153H110ZM155 152V151H154ZM243 152V153H244ZM114 153V155L112 156V154ZM137 153V154H136ZM170 153V154H169ZM61 154V155H60ZM78 154V155H77ZM85 154H87V155H85ZM89 154H91V153H89ZM111 154V155H110ZM136 154V155H135ZM144 154V155H143ZM149 154V153H148ZM158 154V152H156V156H159V155H157ZM245 154V153H244ZM64 155V156H63ZM93 155H94V153H93ZM100 155V156H99ZM167 155H169V156H167ZM190 155H192V156H189ZM228 155L231 157H229L230 158V160H228L229 158H228ZM79 156H81V158L79 157ZM86 156H88V157H86ZM109 156V157H108ZM166 156V157H165ZM246 156V155H245ZM247 156H249V155H247ZM58 157V158H57ZM62 157H65L64 159H62ZM66 157L68 158V159H66ZM79 157V158H78ZM97 157V156H96ZM101 157V160L103 161V158ZM150 157H151V159H150ZM173 159V161H172V159ZM188 157H189V159H188ZM243 158H244V156H242ZM45 158V159H44ZM78 158V161H80L79 163H77V160L76 159ZM82 158L84 159V160H88V163L86 162V161H84V160H82ZM132 158V157H131ZM137 158H135V159H137ZM160 158V157H159ZM169 158V159H168ZM74 159V160H73ZM108 159V160H107ZM110 159V160H109ZM146 159V160H145ZM156 159V158H155ZM154 159V160H155ZM171 159V160H170ZM10 160V159H9ZM64 160V161H63ZM69 160V162H67ZM71 160V161H70ZM94 160H98L97 158L96 159H94ZM101 160H100V162H101ZM106 160V161H105ZM153 160V161H154ZM157 160V159H156ZM161 160V159H160ZM163 160V159H162ZM231 160H233L234 161V165H233V163L231 162L230 164L228 163V161L230 162ZM66 161V162H65ZM93 161V160H92ZM135 162L134 164L133 163H131V162ZM166 161V160H165ZM173 162V163H171V162ZM253 161L254 163H251V162ZM260 161H261V159H260ZM22 162V161H21ZM94 162V161H93ZM97 162V161H96ZM150 162V163H149ZM155 162V161H154ZM157 162V161H156ZM160 161H158V164H160L159 163ZM175 162V163H174ZM196 162V163H195ZM72 163V164H71ZM85 163V164H84ZM109 163V165H107ZM167 163V162H166ZM165 163V164H166ZM259 163V162H258ZM70 164H71V166L72 167H74V169L70 166ZM76 164H78V166L75 165ZM80 164V165H79ZM83 164H84V166H83ZM89 164V165H88ZM102 164V163H101ZM100 164V165H101ZM142 164V165H141ZM155 164V163H154ZM164 164V165H165ZM228 164L230 165V166H228ZM244 164V163H243ZM6 165V164H5ZM42 165H44V169L43 170H45V171H43V170H41V171H38L40 168L42 169L43 168V166ZM46 165V166H45ZM48 165V166H47ZM87 165V166H86ZM98 165H99V162H98ZM135 165V166H136ZM232 165H233V168H232ZM257 165V164H256ZM68 166V167H67ZM80 166V167H79ZM83 166V167H82ZM89 166V167H88ZM91 166V167H90ZM155 166H157V164L155 165ZM174 167V169L175 170H177V171H175V170H173V167ZM242 166V165H241ZM241 166L239 167V168H241ZM46 167V168H45ZM48 167V168H47ZM77 167V168H76ZM87 167V169H85ZM100 166H97L96 165V169H95V173H96V171H97V169L99 168ZM160 167V166H159ZM196 167V168H195ZM16 168L17 169H19V171L18 170H16ZM69 168V169H68ZM79 168V169H78ZM83 168H84V170H83ZM90 168V169H89ZM198 168V169H197ZM69 171H68V170ZM81 169V170H80ZM89 169V170H88ZM124 169V171H122ZM132 170V175L130 174L131 172L130 171H126V170ZM141 169V170H140ZM190 169V170H189ZM242 169V168H241ZM240 169V170H241ZM75 170V174L72 172V171H74ZM108 170V169H107ZM137 172H136V171ZM150 170H151V172H150ZM165 170V171H166ZM197 170V171H196ZM236 170V169H235ZM5 171V170H4ZM37 171H38V173H37ZM78 171V172H77ZM106 171V170H105ZM121 171H122V173H121ZM134 171H135V173H134ZM152 171H153V173H154V175H155V178H159V180L160 181H156V179L154 180L153 179V176H152ZM171 171V172H170ZM233 171V172H232ZM20 172V173H19ZM71 172V173H70ZM83 172H84V174L86 173H88L87 175H84L83 174ZM107 172H109V170L107 171ZM125 172H127V173H129V174H126ZM146 172V173H145ZM68 175H67V174ZM81 173V174H80ZM94 174V175H92L91 176V174ZM113 173H111V174H113ZM150 173H152V174H150ZM169 173V174H168ZM192 173V174H191ZM235 173H236V171H235ZM19 174H20V177H19V179H18V176H19ZM69 174H72L71 176L69 175ZM105 174V173H104ZM108 174V173H107ZM107 174H105V176L107 177L108 175H110V172H109V174L107 175ZM147 174V175H146ZM195 174V175H194ZM217 174V175H216ZM81 175H84V176H81ZM199 175H201V176H199ZM219 175V176H218ZM220 175L222 176L221 178H220ZM70 176V177H69ZM96 176H94L95 178H96ZM113 175H111V177H112ZM152 176V178H150ZM177 176V177H176ZM232 176H235V178L237 179H235L234 177H232ZM244 176V177H243ZM71 177H72V179H71ZM83 177H86V179H84ZM91 177V178H90ZM94 177H93V179H94ZM101 177V176H100ZM110 177V176H109ZM109 177H107V178H109ZM116 177V176H115ZM123 177V178H122ZM246 177V178H245ZM68 179V181H67V179ZM91 179L90 180V182H93V184H94V186H93V189H89V190H91L92 192H94V193H92V192H89L88 190H87V183H85V181L87 180L88 182H89V180L88 179ZM144 178V177H143ZM213 178V179H212ZM251 180H250V179ZM96 179H98V178H96ZM111 179V178H110ZM111 179V181L114 183V181ZM154 181H153V180ZM186 179H187V181H186ZM189 179H190V181H189ZM198 179V180H197ZM245 179V180H244ZM66 180V181H65ZM70 180L72 181V182H70ZM142 180H138V182L140 181L141 183H142V185L140 184V183H138V182H135L134 180H133V182L132 183H130L129 184V186H132L131 188H135V189H137V190H139L140 191V189H141V187L142 188H145L144 186H146L143 182H142ZM162 180V181H161ZM241 180V181H242ZM250 180V181H249ZM76 181V182H75ZM110 181V180H109ZM120 181V180H119ZM124 181V180H123ZM121 182V184H123L124 182ZM126 181H128V180H126ZM125 181V183H126V185H123L124 186V188H125V190H126V188H128L127 187V183L128 182H126ZM136 181H137V179H136ZM19 182V183H18ZM61 182V183H60ZM66 185V183H68V184H70V185H62L63 183ZM75 182V183H74ZM89 182V183H90ZM95 182V183H94ZM102 182V183H103ZM135 182V185H140L141 187H139V186H135L133 183ZM159 182V183H158ZM185 182V183H184ZM191 183L192 185H190L189 183ZM200 182V183H199ZM205 182V183H204ZM207 182V183H206ZM220 182V183H219ZM225 182V183H224ZM230 182H228L227 184H230ZM72 183H74V184H78L79 185V191H78V189H76V188H73V187H76V186H74V184L72 185ZM156 183H158V184H160L161 183V185H159V188H158V184H156ZM186 183L187 184H189L190 186H189V188L191 187V189L193 190V193H192V191H190L189 190V188L187 187L188 185H186ZM219 183V184H218ZM238 183H240V181L238 182ZM251 183L252 182H250V185H251ZM99 184V185H98ZM133 184V185H132ZM143 184H144V186H143ZM197 184V183H196ZM213 184L215 185V186H213ZM226 184V185H227ZM39 185V186H38ZM61 185V186H60ZM89 185V184H88ZM91 186H92V184H90ZM89 185V186H90ZM95 185H97V187H95ZM102 185H103V188L101 189L100 188V186L102 187ZM114 185H117V184H115L114 183ZM206 185V186H207ZM222 185V186H223ZM230 185H233V186H231V187H234V183L233 184H230ZM230 185H227V188H229L230 187ZM29 186H31V187H29ZM59 186V187H58ZM126 186V187H125ZM135 186V187H134ZM151 186V185H150ZM149 186V187H150ZM157 186V187H156ZM200 186H198L199 188H200ZM205 185H203V187H204ZM236 187H237V185H235ZM57 187H58V189H57ZM71 187H72V189H71ZM99 187V188H98ZM119 187V185L118 186H116V188H118ZM149 187H148V189H149ZM178 187V188H177ZM193 187H194V189H193ZM9 188H11L12 189V191L9 189ZM18 188V187H17ZM16 188V189H17ZM19 188H20V186H19ZM18 188V189H19ZM69 190H68V189ZM92 188V187H91ZM95 188H96V190H95ZM130 188V189H131ZM151 188V187H150ZM198 188V190L200 191V189H202V188H200L199 189ZM220 188V187H219ZM223 188H225V187H223ZM30 189H33L32 191H30ZM60 189H61V191H60ZM63 189H64V191H63ZM97 189H99L98 191H97ZM120 189H121V186L119 187V189H115L116 191H120ZM123 189V188H122ZM155 189V190H154ZM188 189V190H187ZM20 190V189H19ZM66 190V191H65ZM75 190V191H74ZM94 190V191H93ZM132 190H134V189H131V190H129V188H128V191H132ZM137 190H134V191H132V193H136V191ZM147 190V189H146ZM160 190V189H159ZM33 193L34 191V194L32 195H30V193ZM139 191H137V192H139ZM150 191V190H149ZM184 191H186V192H184ZM189 191L191 192V193H189ZM198 191V192H199ZM203 191V190H202ZM233 191H235V190H233ZM233 191H232V194L231 193H228V191H225L224 193H221L220 194V196H222V201L224 200L225 202H226V200H228L229 198H232V197H234L235 196V198H239L240 196H241V194H242V192L241 191H239L241 194H239V192L236 190L234 193H233ZM9 192H11V193H9ZM52 192V193H51ZM58 192V193H57ZM61 192H63V197L61 196ZM65 192V193H64ZM67 192V193H66ZM77 192H78V194H77ZM88 192V193H87ZM124 192V191H123ZM123 192H122V194H123ZM142 192H143V194L145 193V191H141V192H139L140 194H142ZM159 192V191H158ZM164 192H166V193H164ZM176 192V193H175ZM182 192H183V194H182ZM201 192V191H200ZM214 192H216V191H214ZM223 192V191H222ZM227 192V193H226ZM231 192V191H230ZM21 193H22V191H21ZM29 193V194H28ZM71 193H73V194H75L74 196L75 197H73V195L71 196L70 194ZM100 193V196L98 195V194ZM104 193H106V192H104ZM103 193V194H104ZM119 193V192H118ZM148 193V192H147ZM151 193H152V191H151ZM172 193V194H171ZM180 193V192H179ZM203 193V192H202ZM15 194V193H14ZM58 194V195H57ZM82 196H80V195ZM102 194V196H101V199H105V197L107 196V195H103ZM107 194V193H106ZM122 194H120V196H123ZM126 194V193H125ZM125 194H124V196H125ZM130 194V197L132 196L131 195V192L129 193ZM129 194H127L128 196H129ZM154 194V193H153ZM156 194V193H155ZM198 194V193H197ZM206 194V193H205ZM211 194H213V192L211 193ZM18 195L20 196L21 194L20 193H18ZM30 195V196H29ZM55 197H54V196ZM78 195V196H77ZM89 195H86V196H89ZM95 195L93 196L94 197V199H96V201L93 199V197L91 196L89 199H87V200H90L91 198L93 199L92 201L94 202H97L98 200H97V197L95 198ZM137 195V194H136ZM146 195V194H145ZM157 196L158 195H160V194H156ZM162 195V194H161ZM196 195V194H195ZM203 195V194H202ZM240 195V196H239ZM60 198H59V197ZM68 196V197H67ZM69 196H71V197H69ZM104 196V197H103ZM123 196V197H124ZM135 196V195H134ZM134 196H133V198H134ZM140 196H142V195H140ZM147 196V195H146ZM154 196V197H153ZM169 196H171V197H169ZM193 196V195H192ZM77 197V198H76ZM80 197V198H79ZM103 197V198H102ZM138 197V196H137ZM143 197V196H142ZM150 197H152V198H157L155 195H151ZM150 197H148V198H150ZM177 197H179V196H176V198ZM252 197H253V195H252ZM20 198V197H19ZM58 198V199H57ZM78 198H79V200H81V201H78ZM87 198V197H86ZM121 198V197H120ZM119 198V199H120ZM127 198V197H126ZM125 198V199H126ZM129 198V197H128ZM135 198H136V196H135ZM138 198H140L141 199V197H138ZM137 198V199H138ZM144 199H145V196L143 197ZM147 198V199H148ZM160 198V197H159ZM185 198V199H184ZM195 198V197H194ZM70 199H73V200H70ZM154 199H152V200H154ZM178 199V198H177ZM179 199H178V202H181V200L179 201ZM187 199H189V198H187ZM191 199V198H190ZM58 200H61V202L59 201V203H58ZM76 200H77V202H76ZM107 200V199H106ZM116 200H117V197H116ZM120 200H123V199H120ZM127 200V199H126ZM152 200H150L149 199V202L150 201H152ZM156 200V199H155ZM157 200H159V199H157ZM162 200V198L160 199V201ZM176 200V199H175ZM63 201V202H64ZM85 202H86V200H84ZM113 201H115V200H113ZM112 201V203H109L108 204V206H113V207H116L117 205H116V203H114ZM135 201V200H134ZM141 201V200H140ZM186 201H188V200H186ZM55 202H57V203H55ZM77 204H76V203ZM82 202V203H81ZM118 202V201H117ZM119 202H121V201H119ZM125 203L127 202V204L126 205H129V200L128 201H124ZM139 202V201H138ZM138 202H137V204H138ZM142 202V201H141ZM140 202V203H141ZM144 202V201H143ZM149 202L147 203L146 202V205L147 204H149ZM155 202V201H154ZM162 202V201H161ZM164 202V201H163ZM167 201L165 200V203H166ZM174 202H177V200L176 201H174ZM190 202V201H189ZM188 202V203H189ZM193 202V201H192ZM78 203H81V204H78ZM131 203V202H130ZM188 203H186V204H188ZM58 204V205H57ZM85 204V203H84ZM83 204V205H84ZM91 204H93L92 206H90ZM90 205L89 204H87V202H86V204H85V206H89V207H92L93 209H91L90 208V210H93V211H96V208H97V204H100V202L99 203H97L96 205L94 204V203H91ZM121 204V203H120ZM120 204H118V208H119V210L122 212L124 209H123V206L121 205V207L119 206ZM142 204V203H141ZM144 204V203H143ZM152 205H150L149 204V206H152L153 208H156V206L158 205V203H156L157 205H155L154 203H151ZM155 205V207H154V205ZM160 204V203H159ZM167 204V203H166ZM177 204V203H176ZM68 205V204H67ZM67 205H65V206H67ZM74 205H72L73 207H74ZM83 205H82V208L80 207L79 208V210L81 211V213L83 212V210L82 209H84V207H83ZM126 205H124L126 208H127V206ZM140 205V204H139ZM179 205V204H178ZM178 205H177V207H178ZM181 205H182V203H181ZM55 206V207H54ZM64 206V207H65ZM93 206H96V208L95 207H93ZM130 206V205H129ZM131 206H133V200H132V205ZM135 206V205H134ZM140 206H142V205H140ZM144 206V205H143ZM149 206H147V207H149ZM166 206V205H165ZM11 207H13V206H11ZM68 207V206H67ZM70 207L69 208H67L68 210L70 209ZM72 207V208H73ZM98 207H100V206H98ZM159 207V206H158ZM170 207H171V210H170ZM5 208V207H4ZM9 208V207H8ZM54 208V209H53ZM71 208V209H72ZM75 208V207H74ZM73 208V210H76V209H74ZM95 208V209H94ZM101 208V207H100ZM111 208V207H110ZM109 208V209H110ZM118 208H116V209H118ZM144 208H146V207H144ZM151 208V207H150ZM153 208H151V209H153ZM174 208V207H173ZM11 209V208H10ZM89 209V208H88ZM86 207H85V210L86 211H90V210H88ZM99 211H98V213H100V209L99 208H97ZM115 209V208H114ZM123 209V210H122ZM136 209H137V207H136ZM142 210H143V207L141 208ZM3 210V209H2ZM2 210H0V222L2 221L1 220V216H2V218L4 217L5 218V211L3 212ZM6 210V209H5ZM50 210H53L52 212L50 211ZM58 210H60V209H58ZM58 210H57V212H58ZM62 210V209H61ZM64 210V209H63ZM78 210V212L77 213H80V211ZM138 210V209H137ZM136 210V211H137ZM175 210H176V208H175ZM174 210V211H175ZM1 211L3 212V214H4V216L3 215H1ZM11 211V212H12ZM42 211V212H41ZM67 211V210H66ZM65 211V212H66ZM112 211V210H111ZM114 212H116V210H113ZM135 211V210H134ZM135 211V212H136ZM144 211V210H143ZM142 211V212H143ZM149 211H151V210H149ZM160 211V210H159ZM173 211V212H174ZM7 212H9V211H7ZM47 212H48V214H47ZM50 212V213H49ZM64 212V213H65ZM68 212V211H67ZM146 212V211H145ZM192 212H193V210H192ZM205 212V213H204ZM204 212H203V217H204V219H205V221L206 222H208L209 223V221H210V210L209 209H205L204 210ZM56 213V211H54V213L53 214H55ZM64 213H63V215H64ZM107 213V212H106ZM112 213V212H111ZM117 214H118V212H116ZM141 213V212H140ZM35 214V215H34ZM47 214V215H46ZM94 214H96L97 216H99V218L98 219H102V217L100 218V214H102V213H100V214H97L96 212H94ZM108 214V213H107ZM139 214V213H138ZM143 214V213H142ZM165 214V215H166ZM8 215H10V214H8ZM39 215H41V214H39ZM63 215H61V216H63ZM66 215H68V214H66ZM103 215V214H102ZM104 215H105V213H104ZM109 215H110V213L108 214V217H109ZM119 215H120V213H119ZM14 216V215H13ZM32 216V217H33ZM57 216V215H56ZM60 216V215H59ZM70 216V214L68 215V217ZM192 216H194V215H192ZM11 217V216H10ZM9 217V218H10ZM106 217H107V215L104 217L105 219H106ZM107 217V218H108ZM163 217V216H162ZM8 218V217H7ZM65 219H66V217H64ZM70 218V217H69ZM104 218H103V220H104ZM111 218V217H110ZM109 218V219H110ZM143 218H144V216H143ZM6 219V218H5ZM4 219V222L2 221V224L0 223V226H2V227H4L3 225H4V223L6 224V225H8V223L10 222L9 220H5ZM53 219V218H52ZM112 219V218H111ZM67 220V219H66ZM70 220V219H69ZM69 220H67V221H65L64 222V220H63V217H62V220L60 221L59 220V222H58V224H57V226L55 225L57 222H55V224H52V226H55V227H53V229L52 230H59V231H61V234L60 235H62V233H65V234H67V231L70 229V227H71V225H70V222L72 221V223H74L73 222V220H71L70 222H68ZM139 220V219H138ZM141 220H142V218H141ZM145 219H143L142 221H144ZM262 220V219H261ZM107 221H108V219H107ZM163 221H164V219H163ZM260 221V220H259ZM7 222V223H6ZM14 222V221H13ZM63 223V225H62V223ZM99 222H100V220H99ZM162 222V221H161ZM161 222H159V223H161ZM261 222H263V220L261 221ZM53 223V222H52ZM60 223V224H59ZM65 223V224H64ZM77 223L78 222H75L74 224H76L75 225V227L76 226H78L77 225ZM111 223V222H110ZM110 223H108L107 222V224L106 225H102V228H103V230H102V233H107V232H105V226L107 227V226H109L110 227ZM153 223V222H152ZM155 223V222H154ZM158 223V224H159ZM167 223V222H166ZM197 223V222H196ZM259 223V222H258ZM16 223H13V225H12V222H11V224H9V226H5L7 229H9V230H13L14 228H12V227H14V225H15ZM109 224V225H108ZM150 224H151V222H150ZM156 224V223H155ZM162 224H165V223H162ZM100 225V224H99ZM98 225V226H99ZM115 225V224H114ZM152 225V224H151ZM150 225V226H151ZM197 225H198V228L200 227V229L201 230H198V232L199 231H202V229H206V228H204V224L203 223H197ZM73 226V225H72ZM101 226V225H100ZM113 226V223H112V225H111V227ZM152 226H155L154 224L152 225ZM156 226H159V225H157L156 224ZM155 226V227H156ZM162 226V225H161ZM160 226V227H161ZM164 226H166V225H164ZM258 226H260L259 224H258ZM74 227V226H73ZM72 227V228H73ZM108 227V228H109ZM154 227V228H155ZM206 227V226H205ZM6 228H4V229H6ZM57 228V229H56ZM62 228V229H61ZM64 228V229H63ZM72 228H71V232L73 231L72 230ZM98 228V227H97ZM112 228H114V227H112ZM112 228H109V230H111ZM151 228V227H150ZM157 228H159V227H157ZM162 228V227H161ZM167 229H168V226L166 227ZM2 229V228H1ZM0 229V233H1V231L3 230H1ZM61 229V230H60ZM76 229H79L78 227H76ZM75 229V230H76ZM93 228H91L90 230H92ZM107 229V228H106ZM153 229V228H152ZM151 229V230H152ZM9 230H8V232H9ZM64 230V231H63ZM108 230V229H107ZM160 230V228L159 229H154L153 230V232L155 231V233H153L152 234V237H153V235L155 234V236H156V234H158V233H156V232H158ZM162 230H164V229H162ZM56 231H53V232H56ZM58 231V232H59ZM87 231V233H89L88 231L89 230H86ZM94 232L95 231H97V230H93ZM92 231V232H93ZM12 232V231H11ZM57 232V233H58ZM69 232V231H68ZM164 232V231H163ZM171 232V231H170ZM205 232V231H204ZM253 232V231H252ZM77 233V232H76ZM91 233V232H90ZM159 233H160V231H159ZM203 233V232H202ZM202 233H200L201 235H202ZM247 233H248V231H247ZM251 233V232H250ZM256 233V232H255ZM69 234V233H68ZM67 234V235H68ZM70 234H72V233H70ZM95 235L94 233H91V235ZM97 234V233H96ZM165 234H166V231H165ZM199 234V235H200ZM253 234V233H252ZM58 235H59V233H58ZM73 235H76V234H72V236H70V235H68L67 237L69 238V240L70 241H78V243H83L84 244V242L85 241H88V239L86 238V234H85V232H84V234H80L81 235V238H80V240H78L79 239V237H78V239H75L77 236H75V240H73V239H71V237H73ZM88 235H90V234H88ZM100 236H101V233L99 234ZM195 235H197V233L195 234ZM198 235V236H199ZM200 235V236H201ZM255 235V234H254ZM257 235V234H256ZM255 235V236H256ZM82 236H84V238H82ZM97 237H98V235H96ZM154 236V237H155ZM160 236V237H159ZM162 236H164V234L162 235V233L160 234V235H158V237H159V239H161V237ZM166 236V235H165ZM232 236V235H231ZM91 237V236H90ZM95 237V236H94ZM93 237V238H94ZM97 237H95V239H93V241L95 240H97L98 239V241H96V242H93V241H91L90 243H93V244H95V243H98L99 242V238H97ZM153 237V238H154ZM202 237H204V236H202ZM205 237H209V235H207L206 233H205ZM66 238V237H65ZM68 238H66V239H64L63 241V243L62 244H65V242L67 243L68 241H66V240H68ZM86 238V239H85ZM92 238V237H91ZM97 238V239H96ZM141 238V237H140ZM152 238V239H153ZM194 238H196V236L194 237ZM210 238V237H209ZM233 239H234V237H232ZM253 238H254V236H253ZM163 239H164V237H163ZM171 239V238H170ZM169 239V240H170ZM196 239H198V237L196 238ZM195 239V240H196ZM204 239H207V238H204ZM84 242H83V241ZM90 240H92V239H90ZM144 240V239H143ZM167 240H168V238H167ZM202 240H203V238H202ZM81 241V242H80ZM155 241V240H154ZM166 241V240H165ZM0 242H2V243H5V241H3L1 238H0ZM140 242H141V240H140ZM158 243H160V244H158L159 245V248L158 249H160L161 248V246H162V244H163V242H162V240L159 242V240L157 241ZM85 243H88V242H85ZM174 243V242H173ZM70 244V242L69 243H67V245H69ZM93 244H91V245H93ZM31 245V246H30ZM29 246H24V248H25V252L23 251L24 250V248L22 249V251L24 252V254L26 255V257L29 259V260H31V258H32V255H33V253L36 251V246L35 245H33V244H30ZM37 245V244H36ZM66 245V246H67ZM139 243L136 245L137 247H139ZM156 245V244H155ZM165 245V244H164ZM164 245L162 246V248L164 247ZM260 245V244H259ZM99 246H101V245H99ZM99 246H97L96 248H99ZM261 246V245H260ZM36 247V248H35ZM33 248H35V251H34V249ZM259 248V247H258ZM261 249H263L262 247H260ZM259 248V249H260ZM37 249H39V247L37 248ZM43 249H41V251H39V250H37V252H35V253H37L38 254V251L39 252H41V253H39L38 255H39V257L40 258H43L44 257V250L42 251ZM151 250V251H150ZM149 251L151 252V253H154V252H152L153 250H155V249H153V247H152V249H150ZM20 251V250H19ZM22 251H20V252H22ZM113 251H116V253H118L119 252V255H118V257L120 256H128V257H131L132 258V260L131 261H133L134 262V264H140L139 263V260L143 257V253H142V251H140L139 250V252L137 251V250H135V249H131V248H125V249H121V250H118V249H113ZM259 251V250H258ZM150 252H147V255H146V257H145V261H143V258L141 259V261L140 262H142L143 261V263H141V264H155V262H153V260H154V258H152L151 256H149L148 254H150ZM155 252H156V250H155ZM257 252V251H256ZM115 253V254H116ZM263 253H264V250H263ZM262 253V254H263ZM115 254L114 255H112L113 256V260H114V257H115ZM260 254V253H259ZM35 255V254H34ZM33 255V256H34ZM42 255H43V257H42ZM151 255H153V254H151ZM92 256L93 255H91V258H92ZM264 256V255H263ZM262 255H261V257L262 258H264ZM90 258V259H91ZM138 258V259H137ZM155 258H159V257H157V256H155ZM163 258V257H162ZM162 258H161V260H162ZM149 259V260H148ZM153 259V260H152ZM80 260V259H79ZM92 260V259H91ZM263 260V259H262ZM81 261V260H80ZM155 261V260H154ZM164 260H162V262H163ZM213 260H210L209 262H212ZM30 262V264H31V261H29ZM61 263V262H60ZM161 264H165V262H163V263H161ZM213 264H217V262H214Z\"/></svg>",
    "mask_w": 264,
    "mask_h": 264
},
{
    "label": "bare ground",
    "instance_id": "bare-ground-1",
    "mask_svg": "<svg viewBox=\"0 0 264 264\" xmlns=\"http://www.w3.org/2000/svg\"><path fill=\"white\" fill-rule=\"evenodd\" d=\"M1 1V0H0ZM6 3V1L5 0H2L1 2H0V7H1V3H4V2ZM14 1V0H13ZM202 1V0H201ZM205 1V0H204ZM207 1V0H206ZM209 1V0H208ZM228 1V0H227ZM251 0H249V2H250ZM258 2H260L259 3V5L261 4V3H263L262 5H260L261 7H259V9L260 10H258L256 13L258 14H256L255 12H254V14H256V16L252 13V12H249V11H251L249 8H251V7H249V6H251V5H249L248 3H246L247 2V0H230L229 1V5H228V8H226L227 9V13H226V15H224V18L223 19H225V20H222L220 17V19L223 21L222 22V24H225V22H227V25H232V26H230L231 28H233L232 30L233 31H230L231 33L232 32H234V33H232V35H231V33H230V37L232 38V41H229V40H231L230 39V37H229V35H227L228 36V38H226V39H228L227 41V43H229V46L228 45H226V46H228L227 48L229 49V48H231V49H229V50H227V53L226 54H228V55H224L226 58H221V59H219V56L217 55L216 57H213L214 55H216V54H214V55H211V57H210V59L211 60H214V61H209L211 64H213L212 65V67L214 68V71H213V73L214 74H218L219 75V73H221L224 69H226V73L228 72V71H230V70H232L233 68V66H237V67H241V68H237L236 67V69H237V72H239L241 69H243V72L242 73H244V74H241V80H243V82H247V79H248V77L250 76L249 74H247L244 70V68L243 67H245V65L246 64H249V63H246L245 61L247 60H245L244 59V57L246 56V57H248L250 54L253 56L254 54L252 53V52H250V50L251 49H253V48H248V46H249V44L250 45H252L251 43H252V39H255L256 38V36L260 33V32H264L262 29H264V23H263V19H264V0H257ZM11 2V1H10ZM10 2H8V0H7V3L9 4ZM225 2V1H224ZM4 3V4H5ZM14 3V2H13ZM245 3V4H244ZM221 4V3H220ZM223 4V3H222ZM221 4V5H222ZM6 5V4H5ZM11 5H12V3H11ZM202 5H203V3H202ZM3 6V5H2ZM8 6V5H7ZM7 6H6V8H7ZM213 6V5H212ZM223 6V5H222ZM227 6V5H226ZM247 6V7H246ZM201 7V6H200ZM211 7V6H210ZM225 7V6H224ZM5 8V7H4ZM6 8L4 9V11L6 12ZM8 8H9V6H8ZM11 8V7H10ZM262 8V9H261ZM198 9H200V8H198ZM203 9V8H202ZM206 9H208V8H206ZM225 9V8H224ZM249 9V10H248ZM0 10H2V9H0ZM11 10H14V9H11ZM210 10V9H209ZM212 11H213V9H212ZM219 11V10H218ZM220 11H222V10H220ZM224 11V10H223ZM245 11V12H244ZM262 11V12H261ZM0 12H2V11H0ZM7 12H10V10L8 11L7 10ZM13 12V11H12ZM237 12V13H236ZM244 12V13H243ZM4 13V12H3ZM217 13V12H216ZM252 13V14H251ZM1 14V13H0ZM5 14H8V13H5ZM11 13H9V16H12V15H10ZM19 13H17L16 15H18ZM221 14V13H220ZM2 15V14H1ZM0 15V16H1ZM15 15V14H14ZM14 15H13V17H14ZM15 15V16H16ZM20 15V14H19ZM18 15V16H19ZM216 15H218V13L216 14ZM251 15V16H250ZM262 17V18H259L260 16ZM263 15V16H262ZM3 16V15H2ZM5 16V15H4ZM21 16V15H20ZM20 16H19V19L17 20V21H20ZM213 16V15H212ZM220 16V15H219ZM222 16V15H221ZM255 16V17H254ZM24 17H25V15H24ZM5 18H6V16H5ZM5 18H2V19H4V20H6L5 21V26L7 27V28H10L9 26H12L11 24H10V22H12V20L13 19H15V17L14 18H12V17H9L8 18V20L7 19H5ZM18 18V17H17ZM22 18V17H21ZM26 18V17H25ZM215 18H217V17H215ZM215 19V20H220V19ZM2 19H1V24H2ZM244 19V20H243ZM3 20V21H4ZM22 21H25V19L23 18V19H21ZM29 20V19H28ZM31 20H32V18H31ZM221 20H220V24H221ZM10 21V22H9ZM15 21V20H14ZM13 21V22H14ZM16 21V22H17ZM19 22V23H22V24H24L23 22ZM232 21H234V22H232ZM238 21V22H237ZM229 22V23H228ZM236 22H237V24H239V25H237L236 24ZM7 23H8V25H7ZM26 23V22H25ZM212 23V22H211ZM232 23V24H231ZM233 23H234V25H233ZM10 24V25H9ZM217 24V23H216ZM244 26H243V25ZM25 25V27H26V24H24ZM29 25V24H28ZM235 25L236 26H238L237 28H240V26H241V28L240 29H238V33H237V35H235V33L237 32V28L235 27ZM263 26V28H261V26ZM1 26H3V24L1 25ZM5 26H3V29H4V32L6 33L7 31H5V30H7V28L5 27ZM18 26L19 27H23V25L22 26H20V25H16V27H17V29H18ZM31 26V25H30ZM211 26V25H210ZM246 26V27H245ZM5 27V28H4ZM16 27H14V28H16ZM223 27V26H222ZM229 27V29L231 30V28ZM234 27L236 28V30H234ZM243 27V28H242ZM261 28L260 30L261 31H259V28ZM0 28H2V27H0ZM12 28V27H11ZM14 28H12L13 30H14ZM31 28V27H30ZM35 28V27H34ZM258 28V29H257ZM21 29V28H20ZM23 29V28H22ZM21 29V30H22ZM26 28H24V30H25ZM242 29L244 30V31H242ZM248 29V30H247ZM256 29V30H255ZM12 30V31H13ZM24 30H23V32H24ZM32 29H30V31H31ZM247 30V31H246ZM250 30V31H249ZM254 32H253V31ZM1 31H3L2 29H0V32ZM9 31H10V29H9ZM12 31H10V32H12ZM15 32H16V30H14ZM18 31H20L19 29H18ZM28 31V30H27ZM27 31H26V33H27ZM36 31V30H35ZM229 31V30H228ZM236 31V32H235ZM255 31H259L258 32V34H255L256 32ZM15 32H13V33H15ZM225 32H227V31H225ZM242 32H244V35H243V33ZM253 35V36H251L250 35V33ZM12 33V34H13ZM18 33H20V32H18ZM25 33V32H24ZM28 33H30V32H28ZM34 33V32H33ZM228 33V32H227ZM241 33V34H240ZM0 34H2V33H0ZM9 34V38L10 37H12V35H10V33H8ZM37 34V33H36ZM5 35H7V34H4L3 33V35H1L0 37H1V39H3V40H6V38H4L3 36H5ZM19 35V34H18ZM39 35V34H38ZM247 35H249L250 37L248 38V36ZM263 35V34H262ZM261 35V36H262ZM13 36H14V34H13ZM21 36V35H20ZM23 37H24V35H22ZM28 36H30L29 34H28ZM27 36V37H28ZM40 36V35H39ZM241 36V37H240ZM254 36H255V38H254ZM260 36V37H261ZM7 37V36H6ZM16 37H17V34H16ZM22 37V38H23ZM26 37V36H25ZM26 37V38H27ZM245 37H247V38H245ZM258 37V36H257ZM25 38V39H26ZM31 38V37H30ZM35 38H37V37H35ZM243 38L245 39V40H243ZM8 39V38H7ZM15 39V38H14ZM17 39V38H16ZM15 39V40H16ZM25 39H23L24 41H26ZM28 39V38H27ZM259 39V38H258ZM258 39H255V40H253V43H254V41H257ZM264 39V38H263ZM263 39H261V40H263ZM0 41V59H2V56H3V54L7 51H4V49L2 50V46L1 45H3L4 44V42L5 41ZM18 40V39H17ZM16 40V41H17ZM22 40V39H21ZM248 40V41H247ZM8 42H12L11 40L9 41V40H7ZM15 41V42H16ZM20 41V40H19ZM238 41V43L239 44H241V45H239L238 44V47L236 46L237 45V43H235V42H237ZM250 41H251V43H250ZM259 41V40H258ZM241 42V43H240ZM3 43V44H2ZM31 43V42H30ZM37 43V42H36ZM233 43V44H232ZM248 43V44H247ZM25 44V43H24ZM232 44V45H231ZM244 44V45H243ZM13 45V44H12ZM17 46H18V44H16ZM21 45V44H20ZM34 45V44H33ZM15 46V45H14ZM26 46H27V44H26ZM236 46V47H235ZM240 46L242 47H244V48H246L247 47V49L249 50H247V49H244L243 47L242 48H240ZM7 47H8V44H7ZM23 47V46H22ZM251 47V46H250ZM17 49H18V47H16ZM19 48H21V47H19ZM26 48V47H25ZM31 48V47H30ZM210 48V47H209ZM208 48V49H209ZM238 48V50H240V51H238V50H236ZM255 48V47H254ZM8 49V48H7ZM11 49V48H10ZM16 49V50H17ZM27 49V48H26ZM206 49V48H205ZM226 49V48H225ZM244 49V50H243ZM22 50V49H21ZM20 50V51H21ZM31 50V49H30ZM203 50V49H202ZM245 50H247V51H245ZM3 51H4V53H3ZM19 51V50H18ZM234 53H236V54H233V52ZM237 51V52H236ZM244 53H243V52ZM251 51H253L254 53H256L255 51H254V49L253 50H251ZM14 52H16V51H14ZM31 52V51H30ZM224 52H225V50H224ZM224 52H223V54H224ZM18 53V52H17ZM21 53V52H20ZM20 53H18V54H20ZM25 53V52H24ZM36 53V52H35ZM34 53V54H35ZM207 53H208V51H207ZM219 53V52H218ZM217 53V54H218ZM241 55H240V54ZM2 54V55H1ZM6 54V53H5ZM10 54V53H9ZM205 54V53H204ZM203 54V55H204ZM213 54V53H212ZM233 54V55H232ZM238 54V55H237ZM245 54V55H244ZM29 55V54H28ZM31 55V54H30ZM201 55V54H200ZM199 55V57L198 58H200L201 56ZM202 55V56H203ZM209 55V54H208ZM208 55H207V59L209 58L208 57ZM222 55V54H221ZM231 55V56H230ZM248 55V56H247ZM16 56H17V54H16ZM21 56V55H20ZM23 56V55H22ZM38 56V55H37ZM223 56V55H222ZM235 56V57H234ZM238 56V57H237ZM7 57H12V55L11 56H8L7 55ZM18 57V56H17ZM25 57V54H24V56L22 57V59H18V60H22L21 62L19 61L18 62V64H20V63H22V65L20 64V65H18V68L20 69L18 72L20 73V72H22V74H26L27 73V71L30 69V67L31 66H29V65H31V64H33V62L34 61H30V63L28 62L27 63V61H29V60H23V59H25L24 58ZM26 57H28V56H26ZM38 57H40V56H38ZM214 59H213V58ZM231 57L233 58V59H235V60H233V59H231ZM241 57H243V58H241ZM245 57V58H246ZM251 57V56H250ZM5 58V57H4ZM3 58V59H4ZM203 58H206L205 57V55L203 56ZM217 58H218V60H217ZM238 58H239V60H238ZM252 58V57H251ZM250 58V59H251ZM6 59V58H5ZM14 59V58H13ZM242 59H244V63H243V60ZM255 59V58H254ZM9 60V59H8ZM8 60H6L7 62H8ZM11 60V59H10ZM15 60H16V58H15ZM15 60H13L14 62H15ZM199 60V62H200V60L201 59H198ZM202 60H204V59H202ZM225 60V61H224ZM232 60V62H230ZM238 60V61H237ZM241 60V61H240ZM256 60V59H255ZM5 60H3V62H6ZM12 61V60H11ZM12 61V62H13ZM218 61V62H217ZM224 62V63H226V61H227V63L226 64H228V66H226L225 64H222L221 62ZM229 61V62H228ZM236 61V62H235ZM254 61V60H253ZM258 61V60H257ZM1 62H2V60H0V65H2L1 64ZM2 62V63H3ZM10 62V61H9ZM9 62H8V64H9ZM13 62V63H14ZM17 62V61H16ZM25 62V63H24ZM36 62H38V60L36 61ZM206 62V61H205ZM208 62V61H207ZM217 62V63H216ZM241 62V64L243 63L244 64V66L242 67V65L240 64V66L238 65L239 63ZM247 62H249V60H247ZM251 62V61H250ZM209 63V64H210ZM214 63H216V64H214ZM231 65H230V64ZM246 63V64H245ZM254 63H256V62H254ZM253 62H252V64H254ZM7 64V65H8ZM17 64V63H16ZM34 64H37V63H35L34 62ZM33 64V66H35ZM199 64H201V63H198V66H199ZM204 64V63H203ZM218 64V65H217ZM220 64V65H219ZM251 64V63H250ZM247 65V67H249V68H251L252 66H256V65H258L257 63L256 64H254V65ZM206 65V64H205ZM204 65V66H205ZM214 65H216V66H214ZM226 66V67H223V66ZM233 65V66H232ZM3 66V65H2ZM2 66L0 67V68H2ZM21 66V67H20ZM203 66V65H202ZM201 66V67H202ZM207 66V65H206ZM219 66V67H218ZM222 66V67H221ZM230 66H231V68H230ZM259 66V65H258ZM261 66H262V64H261ZM39 67V66H38ZM216 67H217V69L219 68V70H220V72H218L219 70H217L216 69ZM246 67V68H247ZM254 67H252V68H254ZM23 68V69H22ZM235 68V67H234ZM31 69H33V67H31ZM202 69V68H201ZM210 69H211V67H210ZM236 69H233V70H236ZM238 69H240L239 71H238ZM5 70H6V68H5ZM34 70H36L35 69V67H34V69H33V71ZM134 70H136V69H134ZM139 70V69H138ZM247 70H248V72H249V69L247 68ZM253 70V69H252ZM252 70H250V72L252 73ZM257 72H256V71ZM254 71H253V75L255 74L256 75V77H255V80H256V78H257V80L258 79H260L259 81L260 82H263V83H259L260 85V87H261V85L262 84H264V81H262V80H264V74H261V73H264V71L262 70V68L260 69L262 72L261 73H258V72H260V70H258V69H255ZM2 71V70H1ZM0 71V73H3V71L1 72ZM79 71V70H78ZM114 71H116V70H114ZM131 71V70H130ZM197 70H195V72H196ZM198 71H199V67H198ZM210 71V70H209ZM209 71H207V72H209ZM217 71V72H216ZM17 72V71H16ZM28 72H30V73H32V71H28ZM60 72V71H59ZM108 72H111V71H108ZM106 73V71H104V72H101L100 71V73L98 72V75H97V72H96V76H98V80L100 81V82H98V80L97 81H95L96 83H99V84H101V83H104V84H101V85H96V83L95 82H90V83H86L88 86H86V87H84L85 88V92H88V93H90V90L92 91L93 89H95V90H93V91H95V95L97 94V91L96 90H100L99 91V93L98 94H100V92L101 93H103V92H107V93H104V94H100V95H103L105 98H107V96H111L110 98H111V103L113 102H115V101H117L118 102V98L120 99V97H121V95H122V97H121V99H123L122 100V103H121V99L119 100L120 102H118V103H121V106H124L123 105V103L124 102H126V104L127 105H129L127 102H129L130 103V99H133L134 98V101H132V106L133 105H136V101H135V99L139 102V98H140V101H141V104L143 103V102H146L147 103V105L148 106H146V103L144 104V106L143 107H140V106H142V105H140V103H138L137 102V104H139V108H142V110H143V112H144V108H145V112H149V111H154V112H156V113H159V107H160V103H159V105H157L158 103L156 102V99L158 100V95L161 97V94H162V96H163V91H160V92H158L157 90H156V88H155V91H157L158 92V94H157V92H155V94H157V97L153 94V96L154 97H156L155 99L154 98H150V96H151V94H150V92H149V90H148V88H146L145 86V84H143L142 83V81H139V83L141 84H138L137 82V84L134 82V80L133 79H136V78H134V76L137 74V73H133L132 71V73H129V74H127L126 76H129V77H127V79L126 80H128V83H125V82H127L126 80H122V79H119V75L117 76V78L119 79V80H121V81H119L118 79H116L115 80V82L113 81V82H111L110 80H109V82L108 81H106L107 79V77L106 76H109V75H112L111 73ZM225 71H223V73H224ZM231 72V71H230ZM241 72V71H240ZM249 72V73H250ZM35 73H37V71L35 72ZM70 73H71V71H70ZM75 73V72H74ZM104 73H106L104 76L102 75V74ZM146 73H148V72H146ZM188 74H189V72H187ZM186 73V74H187ZM198 73V72H197ZM197 73H196V76H197ZM199 73H200V71H199ZM198 73V74H199ZM212 72H210V74H211ZM212 73V74H213ZM222 73V74H223ZM226 73H224V75L226 74ZM250 73V74H251ZM21 74V73H20ZM20 74H18L19 76H20ZM21 74V75H22ZM29 74V73H28ZM33 74V73H32ZM80 74V73H79ZM123 74V73H122ZM121 74V75H122ZM185 74V75H186ZM191 75H192V73H190ZM205 74H208V73H206L205 72ZM216 74V75H217ZM229 74V73H228ZM232 74V73H231ZM236 75L238 74V73H235ZM234 74V75H235ZM34 75V74H33ZM37 75H40V74H37ZM101 75V76H100ZM176 75L177 76H180L181 75V73H180V75H179V73L177 74L176 73ZM215 75V76H216ZM223 75V76H224ZM246 75H248V76H246ZM252 75V76H253ZM263 77H262V76ZM16 76V75H15ZM23 76V75H22ZM28 76V75H27ZM55 76V75H54ZM80 76V75H79ZM84 76V75H83ZM92 76H95V74L93 73V75ZM102 76H103V78H102ZM115 76V75H114ZM126 76H125V78H126ZM143 76H144V74H143ZM176 76V77H177ZM182 76H183V74H182ZM194 76V75H193ZM195 76V77H196ZM200 76V75H199ZM222 76V75H221ZM223 76H222V78H220V76H219V78L221 79V81H222V83H223V81L224 80H226V78H224L223 79ZM239 76V75H238ZM261 76V77H260ZM17 77V76H16ZM26 77V76H25ZM42 77H44V76H42ZM74 77V76H73ZM106 77V78H105ZM132 77H133V79H132ZM137 77H138V75H137ZM145 77H147V76H145ZM184 77V76H183ZM185 77H188L189 78V75L187 76H185ZM23 78V77H22ZM50 78V77H49ZM113 78V77H112ZM140 78V77H139ZM180 78V77H179ZM197 78H198V76H197ZM250 78V77H249ZM254 78V77H253ZM252 77H251V79H253ZM263 78V79H262ZM54 79V78H53ZM77 79H79V78H77ZM81 79V78H80ZM91 79V78H90ZM96 79V78H95ZM103 79H105V80H103ZM113 79H115V78H113ZM113 79H111V80H113ZM147 79V78H146ZM185 79V78H184ZM199 79V78H198ZM198 79H193L194 81H193V84H188L189 83V81L187 82V89H185L186 88V85H184V84H182V85H184V86H180V87H178V89L179 90H177L176 88H175V95H172V96H168L169 98H168V102L170 101L169 99H171L170 97H175V98H178V96H179V98H181L180 100H182V103H183V105L184 106H186L187 108L189 107V109H190V107L191 108H193L194 106V109L196 108V111H194L193 113L195 114H193L194 115V121H195V123H194V121L191 123L192 125H191V127H190V125L188 124H186L185 123V121H183L184 122V126H183V123L181 124V128L183 129V130H185L186 132H188L189 134L188 135H190L189 137H190V141H191V138H192V136H193V134H192V132L194 131L195 132V129H197V127H198V125L196 124L197 123V121H198V123L200 122H202V120H201V118H200V116H199V114H198V104H196V99L197 98H195L194 97V99L193 98H190V97H192L191 95H188L189 94V87L191 86V89H194L195 88V90L196 89H198V87L199 86H197L198 85V83L201 81H199L198 82ZM223 79V80H222ZM239 79V78H238ZM20 80H22L21 78H20ZM25 80V79H24ZM74 80V79H73ZM86 80V79H85ZM92 80V79H91ZM139 80V79H138ZM177 80V79H176ZM183 80V79H182ZM189 80V79H188ZM216 80H219V79H216ZM23 81V80H22ZM58 80H56V82H57ZM59 81H62V80H59ZM69 81V80H68ZM72 81V80H71ZM87 81V80H86ZM102 81V82H101ZM103 81H106V82H103ZM179 81V80H178ZM186 81V80H185ZM190 81H192V80H190ZM203 81V80H202ZM36 82V81H35ZM39 81H37L36 82V84L34 83V86H33V88H34V90L33 91H39L40 92V90L41 91H43V88H46V89H48V88H50V86L48 87L47 86V82L45 83H43V81H42V84H41V81L39 82L40 83V85L39 84H37ZM55 82V81H54ZM77 82V81H76ZM220 82V81H219ZM219 82H217V83H219ZM237 82H239V80L237 81ZM242 82V83H243ZM17 83V82H16ZM22 83V82H21ZM67 83V82H66ZM75 83V82H74ZM78 83V82H77ZM180 83H183V81H181ZM185 83V82H184ZM195 83V84H194ZM201 83V82H200ZM217 83H216V85H217ZM255 83H256V81H255ZM18 84H19V82H18ZM18 84H16V85H18ZM63 84V83H62ZM61 84V85H62ZM85 84V85H86ZM221 83H219V85H220ZM239 84V83H238ZM21 85V84H20ZM15 86L14 88L15 89H12V91L10 90V92H9V94L11 93V95L13 94V97L16 95V94H18L19 93V91H20V95H22L23 94V92H24V94H26L27 93V91H25V90H23L24 88H21V87H25V86ZM26 85V90H27V88H28V86H30V85H33V83H30V84H25ZM37 85V86H36ZM42 85V86H41ZM44 85V86H43ZM51 85V84H50ZM56 85V84H55ZM60 85V84H59ZM58 85V86H59ZM60 85V86H61ZM66 85V84H65ZM69 85V84H68ZM71 85H73V87L75 86V84H71ZM83 85V84H82ZM90 85H93V86H90ZM145 85V86H144ZM150 85H152V84H150ZM181 85V84H180ZM194 86V88H193V86ZM241 85V84H240ZM243 85H246V83H243ZM40 87V89H38L39 87ZM46 86V87H45ZM70 86V85H69ZM89 86H90V88H89ZM218 86V85H217ZM259 86H258V88H259ZM264 86V85H263ZM31 87V86H30ZM37 87V88H36ZM56 87V86H55ZM63 87H65V86H63ZM72 87V86H71ZM79 87V86H78ZM95 87V88H94ZM96 87L98 88V89H96ZM153 87V86H152ZM182 87V88H181ZM185 87V88H184ZM219 87H221V85L219 86ZM238 87V86H237ZM241 87V86H240ZM17 88V89H16ZM35 88L37 89V90H35ZM58 88V87H57ZM66 88V87H65ZM65 88H63L62 89V91H64V90H66ZM76 88V87H75ZM82 88V87H81ZM145 88H146V90H147V92H148V94L145 92L146 90H145ZM150 88V87H149ZM161 88V89H160ZM162 88L163 87H159V89L160 90H162ZM189 88V89H188ZM264 88V87H263ZM20 89V90H19ZM21 89L23 90L22 92H21ZM46 89H44V91H46ZM54 90H55V88H53ZM74 89V88H73ZM158 89V90H159ZM243 89V88H242ZM260 89H262V87L260 88ZM15 90V91H14ZM19 90V91H18ZM60 90V89H59ZM80 90V89H79ZM78 90V91H79ZM105 90V91H104ZM187 90V91H186ZM14 91V92H13ZM17 91V92H16ZM30 91L31 90H29L28 89V92L30 93ZM47 91H49V90H47ZM51 91H52V89H51ZM68 93L70 92V94H72V93H75V92H77V90L75 91V90H70L69 89V91L68 90H66ZM66 91H64V92H66ZM72 91V92H71ZM92 91V92H93ZM150 91H152V89L150 88ZM153 91H154V89H153ZM185 93H184V92ZM238 91H239V89H238ZM26 92V93H25ZM56 92H57V90H56ZM55 92V93H56ZM84 92V93H85ZM143 92V93H142ZM181 92H183V93H181ZM186 92H188L187 93V96H186ZM22 93V94H21ZM29 93H27V95L29 94ZM34 93V92H33ZM36 93V92H35ZM42 92H40V94H41ZM153 93V92H152ZM23 94V95H24ZM44 93H42V95H41V97H39L40 98V101H39V98L37 99L36 97H35V101H33V99H30L29 98V95L27 96L26 95V97H25V95H24V97H18V95H16L17 96V98L20 100V101H18L17 99H16V96H15V98H14V100L15 101H13V98L11 97V95H8V96H10L11 98H12V100H11V98L9 97V99L6 97L5 99L6 100H4L6 103H7V100H8V102H9V100H11V101H13V102H9V103H7V104H3V100L1 101L2 103H1V105H0V132H2L0 135L2 136L4 133L3 132H5L6 130L5 129H7V128H9V127H14V125H13V123L15 124V122H16V120H17V118L19 119L20 118V120L21 121H24V123H25V125H28L27 126V128H28V131H27V134L28 135H30V137H28V139H30V140H28L29 142H30V144H29V142L27 143L28 145H27V147H21V149H20V151L18 150L17 152H15V154H14V152H12L9 156H7L8 157V160L4 163V166H2V168H1V170L3 171V172H6L7 171V169L8 170H10V169H12V170H15L14 168H15V165L17 164V162L18 161H20V162H18L19 164L20 163H22L23 165H24V167L26 166V169L28 170V172L30 171V172H32L34 175L36 174V167L37 166H40V165H35L34 167H33V163H32V161L34 160V158H35V155H37V154H39V153H41V152H43V151H41V150H43L42 148H43V146L46 144V141L45 142H43V143H45L44 145H42V144H40V143H42V139L43 138H47V136H49L48 134L51 132V130H52V128L53 129H58V127H53L52 125H53V123H54V121H52L51 119H50V117H48V115L46 116V114H48V112H46V109H47V107H48V105H52L53 104V102H56V104H58V106L60 105L61 106V109L62 108H64V106H63V103L66 101L67 102V100H68V102L69 101H72V99H74L75 98V96L77 97V98H79V99H77V98H75V100L77 101V102H79V103H75L76 105H73L74 103L73 102H75V100L73 101V102H69L71 105H72V107H76V109H75V107H74V109H73V111H76V112H71V114L69 115V119L71 120L72 119V117H71V115H72V113L74 114L73 116H74V118H75V116H76V118L75 119H72L71 121H70V123H72L74 126H76V124L78 125V126H80V123L78 124V122H81V121H87L86 123L83 121L82 122V124H81V130H83V128H82V125H85L84 127V131H81V132H86L85 130H87V134L89 133L90 134V136L91 135H93V133L91 134V130L92 129H96V131H95V134L94 135H96L97 137H98V139L100 140H96L97 142H96V144H98L99 142H101V141H103L104 142V140H103V138L101 139V135H102V132L105 130H107L108 128V126L109 125H107V122H106V119H105V121H103L102 119H100L99 117H97L98 118V120L97 119H95V121H97L96 123L95 122H93V123H91L92 121H94V120H90L91 118H93V117H91L92 115H93V108H91L90 106L92 105L93 107L95 106L94 104H96V103H94L95 102V99H94V102H90V100H92L91 98L92 97H94V92L92 93L93 94V96H92V94L91 95H89L88 94V96H86V99H85V96H84V98L82 97L81 98V96H79L80 94H78V93H76V94H78V95H74V94H72L71 96L69 95V94H67V93H62L61 95H60V97H59V95H58V97H57V101L60 103H58L55 99H56V97H55V95L56 94H60V92H58V93H56V94H53V93H51V95H49L48 96V98H47V96L46 95H48L47 93L46 94H44ZM65 94V97H67L68 95L70 96L69 98H72V99H67V98H65L63 95ZM96 95L97 96V99H98V97H100V95ZM146 94V95H145ZM150 94V95H149ZM179 94V95H178ZM180 94H183V96H181ZM191 94V93H190ZM33 95L34 94H32L31 96L33 97ZM67 95V96H66ZM73 95H74V97H73ZM84 95V94H83ZM119 97H118V96ZM30 96V97H31ZM44 98H43V97ZM54 96V97H53ZM79 96V97H78ZM90 96H92V97H90ZM102 96V97H103ZM126 98V99H124V97ZM150 98H148V97ZM28 97V98H27ZM31 97V98H32ZM51 97V98H50ZM52 97L54 98V100L52 99ZM64 97V98H63ZM88 97V98H87ZM115 97H116V100H115ZM185 97H187V98H185ZM23 98L25 99V98H27V99H25L24 101H23ZM41 98H43L45 101L46 100H48L49 99V101L51 102V104H50V102L49 101H43V99H41ZM59 98V99H58ZM94 98H96V97H94ZM104 98V99H105ZM145 98V99H144ZM148 98V99H147ZM21 99H22V101H21ZM61 99H63V101L61 100ZM67 99V100H66ZM88 99H90V100H88ZM96 99V100H97ZM99 99H101V97L99 98ZM108 99V98H107ZM129 99V100H128ZM142 99V100H141ZM183 99H185V101L183 100ZM17 100V101H16ZM82 100V101H81ZM84 100H86V101H84ZM102 100H103V98H102ZM173 100V98L171 99V101ZM175 100V99H174ZM173 100V101H174ZM43 102V104H45V105H41V103ZM61 101L63 102V103H61ZM81 101V102H80ZM109 101V102H110ZM143 101V102H142ZM159 101H160V99H159ZM170 101V102H171ZM184 101V102H183ZM188 101H190V102H188ZM21 103L22 105H19V103ZM37 102H39L38 104H36ZM49 102V104H47ZM64 103L65 104V106L67 105V107H68V105H69V103L67 102V103ZM88 102V103H87ZM91 103V105H89L88 106V104H90ZM117 102H115L114 103V105H118V103ZM167 102V101H166ZM167 102V103H168ZM175 102H176V100H175ZM174 102V103H175ZM193 102H195V103H193ZM73 103V104H72ZM82 103V104H81ZM83 103H86V104H83ZM92 103H94V104H92ZM99 103V102H98ZM177 103V102H176ZM175 103V104H176ZM187 103V104H186ZM190 103V104H189ZM17 104V106H13V105H16ZM40 104V105H39ZM125 104V103H124ZM131 104V103H130ZM172 104V103H171ZM175 104H172V106H175ZM189 104V105H188ZM195 104V105H194ZM232 104V103H231ZM77 105H79V106H81L80 108H79V106H77ZM82 105H83V107H82ZM120 105V104H119ZM159 106L158 108H157V106ZM168 105H169V103H168ZM194 105V106H193ZM234 105V104H233ZM232 105V106H233ZM21 106V107H23L24 108V113L23 112H21L20 110H21V107L19 108V107ZM41 108H40V107ZM47 106V107H46ZM63 106V107H62ZM98 106V105H97ZM121 106H119L118 108H116L115 106L113 107L114 109H115V111L117 112L118 111V113H120L119 114V117L118 116H116L117 118H115V119H118L119 121H122V119H124V114H126L127 113V115L131 112V109H130V111H129V113L126 111V110H124V109H122V108H120ZM44 107H46V108H44ZM52 107H54V105L52 106ZM51 107V109H54V108H52ZM57 107V106H56ZM84 107H87V108H84ZM96 107V106H95ZM94 107V108H95ZM98 107H100V106H98ZM135 107H137V105L135 106ZM229 107V106H228ZM22 108V109H23ZM42 108H43V110H42ZM89 108V109H88ZM97 108V107H96ZM101 108V107H100ZM128 108V107H127ZM126 108V109H127ZM130 108V107H129ZM170 108V107H169ZM59 109V108H58ZM69 109H70V105H69ZM72 109V108H71ZM88 109V110H87ZM91 109V111H89ZM133 109H135V108H133ZM174 109V108H173ZM172 109V110H173ZM227 109V108H226ZM20 112H18V111ZM48 110H49V107H48ZM55 110H57L56 108L54 109V111ZM60 110V109H59ZM79 110H82V111H80V112H83L82 113V116H78V115H81V114H79L80 112H79ZM86 110V111H85ZM100 110L101 109H99L98 110V112H100ZM119 110L121 111V112H119ZM140 110V109H139ZM172 110H171V112H172ZM260 111H259V113H257L258 112V109H255L254 111H253V113H250V115H253L252 116V118H251V116L249 115H247L249 118L247 119V117H246V125H247V121L250 119V121H248V124H250V126H246L245 125V127L240 131L241 133H248V132H250V128H252L253 126H254V128H255V124H258V126L260 125L257 121H261L262 122V125H263V123H264V107H261L260 109H259ZM64 111V110H63ZM66 111H68V108H66ZM70 111H72V110H70ZM85 111V112H84ZM89 111V112H88ZM97 111V110H96ZM169 112H170V110H168ZM223 111H225V109L223 110ZM227 111V110H226ZM225 111V112H226ZM257 111V112H256ZM50 112V111H49ZM60 112H61V110H60ZM65 112V111H64ZM69 112V111H68ZM79 112V113H78ZM98 112H96L97 113V115H98ZM125 112V113H124ZM140 112V114H142L141 113V111H139ZM175 112V111H174ZM224 112V113H225ZM228 112V111H227ZM255 112H256V114H255ZM22 113H23V115H22ZM26 113V114H25ZM51 113V112H50ZM89 113H92V114H90V117H89ZM95 113V111H94V114H96ZM102 113V112H101ZM100 113V114H101ZM122 113V114H121ZM44 114H45V116H44ZM63 114V113H62ZM62 114H61V116H62ZM76 114V115H75ZM137 112H135V114H129L128 115V117H127V115H126V117L127 118H129V116L130 115H136V116H134V117H130V120H131V118L133 119V118H135L134 120H132V121H138L139 119H141V117H142V115H140V114H138ZM144 114V113H143ZM146 114V113H145ZM144 114V117H146L147 116V114L145 115ZM172 114V113H171ZM259 114V116H257V117H255L256 115H258ZM19 115H22V117H18ZM49 115H51V114H49ZM59 115V113H56V115H54V118H55V116H58ZM86 115H87V117H88V119H89V121H90V123L88 122V120L86 119ZM139 115L141 116V117H139ZM99 116V115H98ZM100 116H102V115H100ZM198 118H197V117ZM52 117V116H51ZM62 117H65V116H62ZM84 117H85V119H84ZM94 117H95V115H94ZM121 117H122V119H121ZM261 117V118H260ZM46 118V119H45ZM48 118V119H47ZM81 118H83L82 120H80ZM143 118V117H142ZM196 118L198 119V120H196ZM254 118H257V119H254ZM60 119V118H59ZM78 119H79V121H78ZM101 121H100V120ZM126 119V118H125ZM144 119V118H143ZM184 119V118H183ZM258 119H260V120H258ZM45 120H46V123H45ZM57 120V119H56ZM65 120V119H64ZM77 122H76V121ZM180 120V119H179ZM257 120V121H256ZM10 121H12V123L10 122ZM49 121V122H48ZM99 121L101 122V123H99ZM124 121V122H123ZM122 122H123V126L120 128L121 129V131L119 130V131H117V130H113V135H116L118 132L119 133H121V132H123L124 131V133L125 134H127L126 136H125V134L123 135V137L122 136H115V138L117 137V138H119V140H121V142H123L122 140L123 139H126V140H124V143H125V141H130V142H128L129 143V145H126V144H128V143H123L124 144V146L126 147V150L128 151H130L131 153L133 152V151H135V150H132V148L133 149H138L139 147L141 148L142 146H140V144H141V142L144 140L145 141V143H147L146 145L147 146H144V144L142 143L141 145H143L144 146V148H146V149H144V148H142V149H144V152H145V150L148 152V150H150V152H148L147 154H145V156H147V157H145L146 159L148 158L149 159V156H151L152 158H153V160L155 161H153V160H150V161H152L151 163H150V169H151V166L153 165L154 166V168L155 167H158L157 168V177H160L161 176V171L162 170H164L163 169V167L162 166H165L164 168H165V170H166V165L168 164V160L166 159V158H162L161 156L163 155L164 156V154H162V155H160L161 154V152L164 150H162V151H160L159 150V148L158 147H156V146H159L160 145V147H162V142H163V139L161 140L160 138V135H161V133H159V131L155 128V129H153L152 131H150V130H147L146 128L144 129V127H143V125H142V128L140 127L141 125L139 124L138 126H136L137 128H135L134 126H132V123H131V121H130V126L128 125V123H127V121H129V120H123ZM256 121V123L255 124H252L251 122H255ZM12 124V125H10V123ZM52 122V123H51ZM58 122H59V120H58ZM64 122V121H63ZM74 122V123H73ZM106 122V123H105ZM109 122V121H108ZM143 122V121H142ZM260 122V123H261ZM7 123V124H6ZM52 125H51V124ZM62 123V122H61ZM69 123V122H68ZM88 123V124H87ZM127 123V125H125ZM137 124H138V122H136ZM135 123V124H136ZM180 123V122H179ZM56 124V123H55ZM143 124V123H142ZM51 125V126H50ZM58 125V124H57ZM63 125H65V124H63ZM68 125H70V124H68ZM67 125V126H68ZM133 125H134V123H133ZM180 125V124H179ZM193 125H195V126H193ZM197 125V126H196ZM3 126V127H2ZM5 126H7V127H5ZM46 126H48V127H46ZM186 126V127H185ZM193 126V127H192ZM3 129H2V128ZM5 127V128H4ZM50 127V128H49ZM52 127V128H51ZM60 127H62V126H60ZM65 127V126H64ZM73 127V126H72ZM125 127V128H124ZM127 127V128H126ZM130 127H134L133 128V131H132V128H131V130H129V133L127 132H125L126 131V129H130ZM190 129H189V128ZM47 128H49V129H47ZM71 128V127H70ZM91 131H89L88 129ZM30 129V130H29ZM47 129V130H46ZM63 127L61 128V130H60V128H59V131H65V128L63 129ZM78 129H80V128H78ZM111 129V128H110ZM112 129H114V128H112ZM188 129V130H187ZM192 129V130H191ZM2 130V131H1ZM4 130V131H3ZM43 130H45L44 131V133H46V136L43 134ZM48 130H50L49 132H48ZM66 130H67V127H66ZM68 130H70V131H72L71 129H68ZM67 130V131H68ZM75 130H77V128L75 129ZM75 130H73V131H75ZM93 130V131H94ZM198 130V129H197ZM196 130V131H197ZM252 131H254V129L252 128L251 129ZM47 131V132H46ZM58 131V130H57ZM69 131V132H70ZM98 131V133H96ZM115 131H117L116 133H115ZM251 131V132H252ZM31 134H30V133ZM79 132V131H78ZM80 132V133H81ZM101 132V133H100ZM110 132V131H109ZM198 132V131H197ZM43 135H42V134ZM48 133V134H47ZM57 133H59V132H57ZM79 133V134H80ZM107 133V132H106ZM183 133H184V131H183ZM64 134V133H63ZM68 134V133H67ZM73 134H78V133H76V131L73 133ZM72 134V135H73ZM82 134V133H81ZM81 134L80 135H78V136H76L77 137V139L79 140V136H81ZM101 134V135H100ZM133 134H134V137H133ZM191 134H192V136H191ZM218 134V133H217ZM56 135H58V134H56ZM60 133H59V137H60ZM71 135V136H72ZM93 135V136H94ZM99 135V136H98ZM104 135V134H103ZM132 135V136H131ZM214 135V134H213ZM0 136V137H1ZM62 136V139H64V136L63 135H61ZM85 136H86V134H85ZM84 136V134H83V136H82V138L83 137H85ZM105 136V135H104ZM103 136V137H104ZM125 136V137H124ZM128 136V138H126ZM162 136V135H161ZM214 136H216V134L214 135ZM218 136H222V134L221 133H219V135ZM69 137V136H68ZM95 137V136H94ZM107 137H108V133H107ZM110 137H112L111 135H110ZM217 137V136H216ZM87 138V142L85 143V141H84V143L86 144V145H88L87 146V152H88V150H89V152L87 153L90 157H89V161L91 160V158H92V156H93V161L91 160V164H93V165H95V166H92V168H91V171H92V173H94V174H98V177L96 176V175H94V174H91V176L92 175H94V176H96V178H98V179H96L94 176V179H93V177L90 179H88L89 180V182H90V180L91 181H97L98 183H100V184H103V185H105L106 183H107V179H109L108 180V185H107V189L105 190V188L104 189H102L103 188V185H102V187L100 186V188L104 191V192H106V193H104V192H102L101 190H100V193H101V196H102V194L105 196V195H107L106 197H105V199L103 198V199H101V196H100V193L98 194L100 197H98V196H96L95 194V198L97 197V202H95L96 201V199H94V195H89V194H84V197H85V199L84 200H86V202H87V204H91V203H94L95 205L97 204V203H99L100 202V204H97L98 206H100V207H98L97 205V208H99L100 209V213H102V214H100V213H98V209L96 208V206H93V207H95L96 208V211H93V210H90V208L91 209H93L92 207H87V206H85V204H86V202L83 200L82 202H83V207H84V209H82L83 210V212L81 213V209L79 210V208L81 207L82 208V205H74V204H72V205H74V207L71 205V207H70V205H69V203L70 202H68L67 203V199L64 201L63 199H64V197L62 196L63 195V192H61L62 194H61V196L63 197L62 198V202H61V200H58V203H59V201L61 202V203H65V204H63V206H61L62 208H58V209H60V210H58L57 209V207H55V209H54V211H56V213L55 214H53L54 213V211L53 210H50L51 212H52V216H54V217H52V218H49V215H48V217L47 216H44L45 214H42V213H40V212H37V213H35L36 214V216L34 217L33 215H29V216H27L28 218L25 220V221H19V222H17V220H18V215L17 214H15V213H19L17 210H15L16 209V207H14V205L12 204V202H15V201H17V199L18 200H20V199H22V194H23V192H24V189H26V188H28V186L27 185H25V183L23 182V181H20V183L18 184L19 186H20V188H19V186H16V185H13V187H11L12 189L14 188V190L12 191V189L11 188H9L11 191H12V194L11 195H13L14 197L12 198V201L9 203V204H7V207H6V205H4L2 208H0V210H2L3 212L5 211V218L7 219V220H9L10 222L8 223V225H6L5 223H4V227H2V226H0V229L2 230L1 231V233H0V238L3 240V241H5V243H2V242H0V264H30V262L29 261H31V264H134V262L133 261H131L132 260V258L131 257H126V256H119L118 257V255H119V252L118 253H116V251H113V249H118V250H121V249H125V248H131V249H135V250H137L138 252H139V250L140 251H142V253H143V261H145V257H146V255H147V252H150L151 250L150 249H152V247H153V249H155L156 250V252H155V250H153L152 252H154V253H151L150 252V254H148L149 256H151L152 258H154V260H153V262H155V264H161V263H163V262H165V264H213L214 262H217V264H264V258H262L261 257V255L263 256L264 255V253H263V250H264V159L262 160V158H260L261 159V161H260V159L256 156V154H251V152H242V154H241V147L239 146V144H238V142L237 143H235V144H230L229 146L231 147L230 148V152H229V155H231V156H233L232 157V159L234 160L236 157L238 158V156H239V158H238V161L237 160H234L235 161V165H234V161L233 160H231L230 162L228 161V163L230 164L231 162L233 163V165L234 166H236V168H233V165H232V170L234 171H232L233 173H234V175L236 176V174L241 178V176L240 175H244V173L243 172H239V171H242L243 170V168H244V166H245V162L244 161H248L249 159L248 158H250L251 160H254L255 159V156L257 157V159H258V162L256 163V164H254V167H255V169H254V171H255V173H256V177H253L252 178V180L255 178V179H257L256 181H250V182H252L251 183V185H250V182H249V184H248V181H243L242 179H239L237 176V178L239 179V181H240V183H235L236 181H234V179H232L233 180V183L235 184V185H237V187L234 185V187H231V186H233V185H230V184H233L232 182H230V181H228V182H230V184H227L228 182H226V184L227 185H230V187L229 188H227V185L226 184H224L223 185V183L222 184H219V186L217 185V187H218V189H216V187H213V190L214 191H216V192H214V191H212L213 192V194H211L212 192H211V189H212V187L210 186V185H207V184H201L202 186H200V184L198 185V181L197 182H195L194 184V186L195 187H197V191H196V189H195V192L193 193V190L191 189V187L189 188V186L190 185H192L191 183H189V184H187L186 183V185H188L187 187L189 188V190L190 191H192V193L193 194H191L190 195V197H188V193L186 192V191H184V192H186L184 195H186L187 197H185L186 198V200H188V201H184V203L186 202V203H188L189 201V203L188 204H183V195H181V191H180V189H177L176 191H178V193H176V196H179V197H177L178 199L180 198V195H181V199H179V201L181 200V202H178V199L176 198V196H175V194H174V196L172 195V200H171V202L173 201V203H174V208L172 207V213L170 212V214L168 213V215L166 214L167 212H168V210H167V212L165 213V214H163L166 210H164V212H163V210L162 209H164V207H165V209L167 208V205H169L170 203V198H169V200H167V198H164L165 197V195H167V194H165V195H163V192L161 193V189H163L162 187H160L159 188V185H161V183L160 184H158V183H156V184H158V188L160 189H157L158 191L157 192H155V191H153L152 190V187H154L153 185H152V181L151 180H147L150 184H149V186L151 187H149L146 183H144L145 181H146V179H149V178H147V177H149V176H139L138 177V174H139V169L138 168H140L141 166H139L140 164H138L137 162H139V163H141V162H143L142 160H143V158H142V160H138V158L140 159V156L137 158V153L135 154L136 156H135V158H137V159H135V158H133L134 156H133V154H131L129 151V160L131 161L132 159H134L135 160V162L138 164V165H136V164H134L135 162H131V163H133L134 165V168L132 167L131 169L132 170H134L136 167V169H138L136 172L138 173V174H136L135 173V171H134V175H132V170H126L127 172L128 171H130L131 173V175H132V177H135L136 175H137V178H135V179H132L131 181L133 182V180L135 181V182H138V180L140 179V180H142V179H144V182H143V180H142V182L146 185V186H144V184H143V186L145 187V188H142L140 185H135V182L133 183L136 187L137 186H139V187H141V189H140V191L139 190H137V189H135V188H131L132 186H129V184L130 183H132L131 181L129 182V180H130V176L128 177L127 176V178L125 179H123V180H121V177H120V181L122 182H124L123 184H121V182L119 181V180H116L117 182H115L114 180H115V178H117L118 176H120V174L118 175V174H116L115 176H114V171H111V166L113 167L114 165H111V161H113L112 160V158H114V153L112 154V156L113 157H109V158H111V160L110 161H106V162H111L110 163V167L109 166H107V168L105 167V169H104V167L103 166H105V164H106V162L103 164V162H104V156H103V154L104 155H106V153L108 152H106V150L108 149V147L110 146V145H112V144H110V143H106V141H105V143L106 144H108L107 146L105 145V143L103 144V142H101L102 144H103V147L102 148H104V146H106V148H104L103 149V153L101 154L102 156V158H103V161L101 160V157H100V159H99V157H98V155L97 154H100L101 153V150H99V148L100 149H102L101 148V146H102V144L101 143H99L98 145L99 146H97L96 144H95V140L94 141H92L93 143H94V145H92L91 146V143H89L88 142V138H89V135L86 137ZM86 138H85V140H86ZM106 138V137H105ZM135 138V140L134 141H136V143L135 144H137V145H135L134 147H136V148H134L133 147V143H132V141H131V139H134ZM138 138H140L141 139V141H139L138 140ZM188 138V137H187ZM44 139V140H45ZM58 139V138H57ZM71 139H73L72 137H71ZM84 139V138H83ZM97 139V138H96ZM110 139V141L112 140V138H109ZM129 139V140H128ZM143 139V140H142ZM43 140V141H44ZM54 140V139H53ZM118 140V139H117ZM249 140V139H248ZM55 141H56V137H55ZM74 141V140H73ZM80 141H82V139H80ZM80 141H79V143H78V145L80 144ZM143 141V142H144ZM159 141H161L160 143L161 144H159L158 145V143H159ZM188 141H189V138H188ZM76 142H77V140H76ZM83 142V141H82ZM109 142V141H108ZM137 142H140V144L138 145V143ZM244 142H246L247 143V139H246V141H244ZM55 143H57V142H55ZM61 143V142H60ZM84 143H82L81 145H83ZM87 143H89V144H87ZM119 143V142H118ZM117 143V144H118ZM132 143V144H131ZM156 143V146L154 145ZM85 144L83 145V148L85 147L86 148V146H85ZM101 144V145H100ZM110 144V145H109ZM80 145V147L82 148V146ZM115 144H113V146H114ZM53 146V145H52ZM61 146H62V144H61ZM97 148H96V147ZM132 147L131 149H130V147ZM138 146V147H137ZM63 147V146H62ZM79 146H78V151H79V148H80ZM94 147V148H93ZM115 147V146H114ZM114 147H112L113 149L112 150H114ZM240 147V148H239ZM61 148V147H60ZM59 148V149H60ZM81 148H80V151H81ZM96 148V149H95ZM28 150V151H23V150ZM93 149V150H92ZM116 149V148H115ZM162 149V148H161ZM168 149V148H167ZM56 150H57V148H56ZM61 150V149H60ZM62 150H64L63 148H62ZM85 150V149H84ZM84 150L82 149V151L83 152H81L79 155H81L82 153H83V156H84ZM96 150V151H95ZM99 150V152H97ZM109 150H110V148H109ZM240 150V151H239ZM23 151V152H22ZM53 151V150H52ZM79 151V152H80ZM97 153H95V152ZM111 151V150H110ZM126 151V152H127ZM139 151V150H138ZM155 151V152H154ZM165 151V150H164ZM164 151H163V153H164ZM190 151V150H189ZM229 151V150H228ZM106 152V153H105ZM112 152V151H111ZM110 152V153H111ZM116 152V151H115ZM127 152V153H128ZM156 152H158V154L157 155H159V156H156ZM159 152H160V154H159ZM167 152V151H166ZM55 153V152H54ZM60 153V152H59ZM62 153H63V151H62ZM65 153V152H64ZM78 153V152H77ZM89 153H91V154H89ZM93 153H94V155H93ZM57 154H58V151H57ZM87 154H85V155H87ZM116 154H117V152H116ZM151 154V155H150ZM170 154V153H169ZM61 155V154H60ZM78 155V154H77ZM92 155V156H91ZM111 155V154H110ZM144 155V154H143ZM149 155V156H148ZM154 155V156H153ZM228 155V158L230 157ZM246 155V156H245ZM247 155H249V156H247ZM64 156V155H63ZM97 156V157H96ZM100 156V155H99ZM167 156H169V155H167ZM189 156V155H188ZM190 156H192V155H190ZM189 156V157H190ZM242 156H244V158L242 157ZM34 157V158H33ZM80 158H81V156H79ZM78 157V158H79ZM86 157H88V156H86ZM132 157V158H131ZM151 157H150V159H151ZM160 157V158H159ZM166 157V156H165ZM189 157H188V159H189ZM264 157V156H263ZM58 158V157H57ZM65 157H62V159H64ZM69 158V157H68ZM67 157H66V159H68ZM78 158L76 159L77 160V163H79L80 161H78ZM98 159V160H94V159ZM106 158H107V155H106ZM105 158V159H106ZM171 158V157H170ZM231 158V157H230ZM230 158L228 159V160H230ZM254 158V159H253ZM10 159V160H9ZM18 160L17 162H14V160ZM33 159V160H32ZM45 159V158H44ZM145 159V160H146ZM161 159V160H160ZM163 159V160H162ZM169 159V158H168ZM172 159V158H171ZM170 159V160H171ZM74 160V159H73ZM82 160H84L83 158H82ZM88 160L86 159V160H84V161H86L87 163H88ZM100 160H101V162H100ZM108 160V159H107ZM114 160H115V158H114ZM166 160V161H165ZM22 161V162H21ZM64 161V160H63ZM71 161V160H70ZM97 161V162H96ZM157 161V162H156ZM158 161H160L159 163L160 164H158ZM172 161H173V159H172ZM66 162V161H65ZM67 162H69V160L67 161ZM98 162H99V165H98ZM167 162V163H166ZM171 162V161H170ZM251 162V161H250ZM102 163V164H101ZM109 163L107 164V165H109ZM155 163V164H154ZM166 163V164H165ZM171 163H173V162H171ZM175 163V162H174ZM196 163V162H195ZM244 163V164H243ZM251 163H254L253 161L251 162ZM6 164V165H5ZM19 164H17L18 166H17V168L18 167H20L19 166ZM72 164V163H71ZM71 164H70V166H71ZM85 164V163H84ZM84 164H83V166H84ZM101 164V165H100ZM113 164V163H112ZM157 164V166H155ZM165 164V165H164ZM170 164V163H169ZM169 164L167 165L168 166V168H169ZM228 164V166H230ZM247 164H248V162H247ZM21 165V164H20ZM75 165V164H74ZM77 166H78V164H76ZM75 165V166H76ZM80 165V164H79ZM89 165V164H88ZM96 165L97 166H100L98 169H97V171H96V173H95V169H96ZM136 165V166H135ZM142 165V164H141ZM242 165V166H241ZM244 165V166H243ZM22 166V165H21ZM43 166V168L41 169H39L38 171H41V170H43L44 169V165H42ZM46 166V165H45ZM48 166V165H47ZM73 166V165H72ZM71 166V167H72ZM82 166V167H83ZM87 166V165H86ZM160 166V167H159ZM241 166V168H239ZM68 167V166H67ZM80 167V166H79ZM89 167V166H88ZM91 167V166H90ZM173 167V166H172ZM16 168V170H18L19 171V169H17ZM46 168V167H45ZM48 168V167H47ZM73 169H74V167H72ZM77 168V167H76ZM142 168V167H141ZM167 168V170L165 171L164 170V172H165V174L169 171V169L171 168H169L168 169ZM196 168V167H195ZM69 169V168H68ZM67 169V170H68ZM79 169V168H78ZM85 169H87V167L85 168ZM90 169V168H89ZM88 169V170H89ZM109 170V172H110V175H108L109 174V172H107L108 170ZM156 169V168H155ZM198 169V168H197ZM236 169V170H235ZM241 169V170H240ZM5 170V171H4ZM81 170V169H80ZM83 170H84V168H83ZM106 170V171H105ZM141 170V169H140ZM144 169H142V171H143ZM171 170V169H170ZM173 170H175L174 169V167H173ZM190 170V169H189ZM38 171H37V173H38ZM43 171H45V170H43ZM69 171V170H68ZM122 171H124V169L122 170ZM122 171H121V173H122ZM142 171H140L141 173H143ZM172 171V170H171ZM170 171V172H171ZM175 171H177V170H175ZM197 171V170H196ZM235 171H236V173H235ZM73 173L75 172V170L74 171H72ZM78 172V171H77ZM127 172H125L126 174H129V173H127ZM150 172H151V170H150ZM172 172H174V171H172ZM20 173V172H19ZM71 173V172H70ZM107 174L108 176L107 177H109V178H107L106 176H105V174ZM111 173H113V174H111ZM124 173V172H123ZM122 173V174H123ZM139 174V175H142V174ZM146 173V172H145ZM152 173H153V171H152ZM152 173H150V174H152ZM67 174V173H66ZM75 174V173H74ZM81 174V173H80ZM83 174H84V172H83ZM88 174V173H87ZM86 173L84 174V175H87ZM129 174V175H130ZM169 174V173H168ZM192 174V173H191ZM68 175V174H67ZM70 176L72 175V174H69ZM84 175H81V176H84ZM111 175H113L112 177H111ZM147 175V174H146ZM195 175V174H194ZM217 175V174H216ZM69 176V177H70ZM101 176V177H100ZM152 176H153V179L155 178V175H154V173L152 174ZM152 176L150 177V178H152ZM199 176H201V175H199ZM219 176V175H218ZM235 176H232V177H234L235 178ZM19 177H20V174H19V176H18V179H19ZM144 177V178H143ZM177 177V176H176ZM222 176L220 175V178H221ZM244 177V176H243ZM84 179H86V177H83ZM112 178H114V183L115 184H117V185H114V183L111 181V179ZM123 178V177H122ZM163 178V177H162ZM161 177H160V179H162ZM246 178V177H245ZM67 179V178H66ZM71 179H72V177H71ZM101 181H100V180ZM136 179H137V181H136ZM152 179V180H153ZM156 179V181H160L159 180V178H155ZM154 179V180H155ZM213 179V178H212ZM236 179V178H235ZM254 179V180H255ZM126 180H128V181H126ZM153 180V181H154ZM198 180V179H197ZM237 180V179H236ZM242 180V181H241ZM245 180V179H244ZM66 181V180H65ZM67 181H68V179H67ZM100 181V182H99ZM103 181H105V182H103ZM125 181L126 182H128L127 183V187L129 188V190H131V189H134V190H137V191H139V192H141L142 190L143 191H145V193L143 194V192H142V194H140L139 192H137L136 191V193L134 194V193H132V191H134V190H132V191H128V188H126V190H125V188H124V186L123 185H126V183H125ZM162 181V180H161ZM186 181H187V179H186ZM189 181H190V179H189ZM70 182H72L71 180H70ZM76 182V181H75ZM74 182V183H75ZM87 180L85 181V183H87L86 185H87V190L89 191V192H92L91 190H89V189H93V186H94V184H93V182H90L89 183ZM94 182V183H95ZM103 182V183H102ZM61 183V182H60ZM63 183V182H62ZM74 183H72V185L74 184ZM105 183V184H104ZM138 183H140L141 185H142V183L139 181ZM185 183V182H184ZM197 183V184H196ZM200 183V182H199ZM205 183V182H204ZM225 183V182H224ZM68 183H66V185H67ZM90 184H92V186L89 185ZM132 184V185H133ZM62 185H65L64 183L62 184ZM65 185V186H66ZM68 185H70V184H68ZM67 185V186H68ZM99 185V184H98ZM119 185V187L121 186V189H120V191L118 190V191H116L117 189H119V187L118 188H116V186H118ZM203 185H205L204 187H203ZM207 185V186H206ZM223 185V186H222ZM39 186V185H38ZM61 186V185H60ZM74 186H76V187H73V188H76V189H78V191H79V185L78 184H74ZM134 186V187H135ZM162 186V185H161ZM198 186H200V188H202V189H200ZM208 186H210V188L208 187ZM213 186H215L214 184H213ZM20 189H18V188ZM29 187H31V186H29ZM59 187V186H58ZM58 187H57V189H58ZM90 187V188H89ZM92 187V188H91ZM95 187H97V185H95ZM126 187V186H125ZM148 187H149V189H148ZM157 187V186H156ZM220 187V188H219ZM223 187H225V188H223ZM17 188V189H16ZM89 188V189H88ZM99 188V187H98ZM123 188V189H122ZM131 188V189H130ZM155 188V187H154ZM178 188V187H177ZM198 188L200 189V191L198 190ZM68 189V188H67ZM71 189H72V187H71ZM116 189V190H115ZM147 189V190H146ZM193 189H194V187H193ZM33 189H30V191H32ZM69 190V189H68ZM95 190H96V188H95ZM99 189H97V191H98ZM150 190V191H149ZM155 190V189H154ZM188 190V189H187ZM203 190V191H202ZM233 190H239V191H241L242 192V194L239 192V194H241V196L239 197V198H235V196L234 197H232V198H229L228 200H226V202L223 200L222 201V196H220V194L221 193H224L225 191H228V193H231L232 194V191ZM21 191H22V193H21ZM60 191H61V189H60ZM63 191H64V189H63ZM66 191V190H65ZM75 191V190H74ZM94 191V190H93ZM124 191V192H123ZM151 191H152V193H151ZM189 191V193H191ZM199 191V192H198ZM223 191V192H222ZM231 191V192H230ZM235 191H233V193L235 192ZM29 192V191H28ZM35 192V191H34ZM34 192L32 193H30V195L32 194H34ZM80 192V191H79ZM119 192V193H118ZM122 192H123V194H122ZM131 192V197H130V193ZM135 192V191H134ZM148 192V193H147ZM180 192V193H179ZM203 192V193H202ZM9 193H11V192H9ZM15 193V194H14ZM18 193H20L21 195L19 196L18 195ZM28 193V194H29ZM52 193V192H51ZM58 193V192H57ZM65 193V192H64ZM67 193V192H66ZM88 193V192H87ZM92 193H94V192H92ZM126 193V194H125ZM154 193V194H153ZM160 194V195H156V194ZM164 193H166V192H164ZM198 193V194H197ZM206 193V194H205ZM227 193V192H226ZM70 194V193H69ZM72 195H73V197H75L76 195L75 194H73V193H71ZM70 194V195H71ZM77 194H78V192H77ZM120 194H122L123 196H124V194H125V196L123 197V196H120ZM127 194H129V196L127 195ZM137 194V195H136ZM147 196H146V195ZM162 194V195H161ZM172 194V193H171ZM182 194H183V192H182ZM196 194V195H195ZM203 194V195H202ZM24 195V194H23ZM29 195V196H30ZM58 195V194H57ZM71 195V196H72ZM75 195V196H74ZM80 195V194H79ZM86 195H89V196H86ZM136 196V198H135V196ZM140 195H142L143 197L145 196V199L142 197V196H140ZM151 195H155L157 198H152V197H150ZM193 195V196H192ZM252 195H253V197H252ZM54 196V195H53ZM71 196H69V197H71ZM78 196V195H77ZM81 196V195H80ZM93 197V199L95 200L94 202L92 201L93 199L91 198L90 200H87V199H89L90 197ZM133 196H134V198H133ZM141 197V199L140 198H138V197ZM20 197V198H19ZM55 197V196H54ZM59 197V196H58ZM68 197V196H67ZM82 197V196H81ZM87 197V198H86ZM116 197H117V200H116ZM121 197V198H120ZM127 197V198H126ZM129 197V198H128ZM148 197H150V198H148ZM154 197V196H153ZM160 197V198H159ZM169 197H171V196H169ZM195 197V198H194ZM60 198V197H59ZM77 198V197H76ZM80 198V197H79ZM79 198H78V201H81V200H79ZM123 199V200H120V199ZM127 200H126V199ZM138 198V199H137ZM148 198V199H147ZM162 198V202L160 201V199ZM184 198V199H185ZM187 198H189V199H187ZM191 198V199H190ZM58 199V198H57ZM107 199V200H106ZM149 199L150 200H152V199H154V200H152V201H150L149 202ZM157 199H159V200H157ZM177 200V202H174V201H176ZM15 200V201H14ZM70 200H73V199H70ZM113 200H115V201H113ZM129 200V205H126L127 204V202L125 203L124 201H128ZM132 200H133V206H131L132 205ZM135 200V201H134ZM142 202H141V201ZM165 200L167 201L166 203H165ZM64 201V202H63ZM112 201L114 202V203H116V205L118 206V204H120L119 206L121 207V205L123 206V211L121 212L120 210H119V208L116 206V207H113V206H108V204L109 203H112ZM118 201V202H117ZM119 201H121V202H119ZM139 201V202H138ZM144 201V202H143ZM155 201V202H154ZM164 201V202H163ZM193 201V202H192ZM76 202H77V200H76ZM75 202V203H76ZM81 202V203H82ZM131 202V203H130ZM137 202H138V204H137ZM142 204H141V203ZM146 202L148 203L149 202V204L150 205H152L151 203H154L155 205H157L156 203H158V205L156 206V208H153L152 206H149V204H147L146 205ZM55 203H57V202H55ZM81 203H78V204H81ZM144 203V204H143ZM160 203V204H159ZM169 203V204H168ZM177 203V204H176ZM181 203H182V205H181ZM68 204V205H67ZM71 204V203H70ZM77 204V203H76ZM142 205V206H140V205ZM153 204V205H154ZM163 204H165V205H162ZM172 204V203H171ZM170 204V205H171ZM179 204V205H178ZM58 205V204H57ZM65 205H67V206H65ZM93 204H91L90 206H92ZM124 205H126L127 206V208L124 206ZM135 205V206H134ZM144 205V206H143ZM155 205H154V207H155ZM169 205V206H170ZM177 205H178V207H177ZM11 206H13V207H11ZM65 206V207H64ZM147 206H149V207H147ZM159 206V207H158ZM5 207V208H4ZM9 207V208H8ZM70 207V209L68 210L67 208H69ZM74 209H76V210H73V208ZM85 207L88 209V210H90V211H86L85 210ZM111 207V208H110ZM136 207H137V209H136ZM143 207V210L141 209ZM144 207H146V208H144ZM153 208V209H151V208ZM11 208V209H10ZM15 208V209H14ZM72 208V209H71ZM94 208V209H95ZM110 208V209H109ZM115 208V209H114ZM116 208H118V209H116ZM175 208H176V210H175ZM6 209V210H5ZM12 209H14V214H13V211H12ZM62 209V210H61ZM64 209V210H63ZM167 209H169V208H167ZM205 209H209L210 210V221H209V223L208 222H206L205 221V219H204V217H203V212H204V210ZM57 210H58V212H57ZM68 212H67V211ZM78 210L80 211V213H77L78 212ZM112 210V211H111ZM113 210H116V212H118V214L116 213V212H114ZM136 212H135V211ZM149 210H151V211H149ZM160 210V211H159ZM170 210H171V207H170ZM175 210V211H174ZM192 210H193V212H192ZM1 211V215H3L4 216V214H3V212ZM7 211H9V212H7ZM12 211V212H11ZM66 211V212H65ZM143 211V212H142ZM146 211V212H145ZM174 211V212H173ZM42 212V211H41ZM65 212V213H64ZM94 212H96L97 214H100V218L102 217V219H98L99 218V216H97L96 214H94ZM110 213V215H109V217H108V214ZM112 212V213H111ZM141 212V213H140ZM50 213V212H49ZM63 213H64V215H63ZM104 213H105V215H104ZM119 213H120V215H119ZM139 213V214H138ZM143 213V214H142ZM205 213V212H204ZM8 214H10V215H8ZM34 214V215H35ZM39 214H41V215H39ZM47 214H48V212H47ZM46 214V215H47ZM66 214H70V218L68 217V215H66ZM14 215V216H13ZM19 215H20V213H19ZM57 215V216H56ZM60 215V216H59ZM61 215H63V216H61ZM107 215V217H106V219L104 218L105 216ZM192 215H194V216H192ZM11 216V217H10ZM33 216V217H32ZM143 216H144V218H143ZM163 216V217H162ZM8 217V218H7ZM10 217V218H9ZM62 217H63V220H64V222L65 221H67V220H69L68 222H70L71 220H73V222L75 223V222H78L77 223V225L78 226H76V227H78L79 229H76V227H75V225L76 224H74V223H72V221L70 222V225H71V227H70V229L67 231V234L68 235H70V236H72V234L74 233V234H76V235H73V237H71V239H73V240H75V239H78V237H79V239L78 240H80V238H81V235L82 234H84V232H85V234L87 235L86 236V238L88 239V241H85V242H88V243H85L83 240V242H84V244L83 243H78V241H70L69 240V236L67 235V234H65V233H62V235H60L61 234V231H59V230H52L53 229V227H55V226H52V224H55V222H59V220L61 221L62 220ZM64 217H66V219L64 218ZM112 219H111V218ZM4 217L2 218V216H1V220L4 222V219H5ZM103 218H104V220H103ZM110 218V219H109ZM141 218H142V220L143 219H145L144 221H142L141 220ZM5 219V220H6ZM107 219H108V221H107ZM139 219V220H138ZM163 219H164V221H163ZM263 220V222H261L262 220ZM6 220V221H7ZM99 220H100V222H99ZM260 220V221H259ZM2 221L0 222L1 224H2ZM14 221V222H13ZM162 221V222H161ZM11 222H12V225H13V223H16L15 225H14V227H12V228H14L13 230H9V229H7L8 227L7 226H9V224H11ZM53 222V223H52ZM58 222L55 224L56 226H57V224H58ZM107 222L108 223H110V227L109 226H105V232H107V233H102V230H103V228H102V225L104 226V225H106L107 224ZM150 222H151V224L153 225H155L156 226V224L157 225H159V226H152L151 224H150ZM153 222V223H152ZM156 224H155V223ZM159 222H161V223H159ZM167 222V223H166ZM199 224V223H203L204 224V228H206V229H202V231H199L198 232V230H201L200 229V227L198 228V225H197V223ZM259 222V223H258ZM7 223V222H6ZM62 223V222H61ZM112 223H113V226L112 227H114V228H112L111 227V225H112ZM159 223V224H158ZM162 223H165V224H162ZM60 224V223H59ZM65 224V223H64ZM101 226H100V225ZM115 224V225H114ZM258 224L260 225V226H258ZM62 225H63V223H62ZM74 227H73V226ZM99 225V226H98ZM109 225V224H108ZM151 225V226H150ZM162 225V226H161ZM164 225H166V226H164ZM7 228H6V227ZM64 226V225H63ZM162 228H161V227ZM168 226V229L166 228ZM206 226V227H205ZM73 227V228H72ZM98 227V228H97ZM112 228L111 230H109V228ZM151 227V228H150ZM155 227V228H154ZM157 227H159L160 228V233H159V231L158 232H156V233H158V234H156V236H155V234L153 235V237H152V234L153 233H155V231L153 232V230L154 229H159V228H157ZM4 228H6V229H4ZM71 228H72V232L70 231L71 230ZM91 228H93L92 230H90ZM108 230H107V229ZM153 228V229H152ZM57 229V228H56ZM62 229V228H61ZM60 229V230H61ZM64 229V228H63ZM76 229V230H75ZM97 230V231H93V230ZM152 229V230H151ZM162 229H164V230H162ZM8 230H9V232H8ZM86 230H89L88 232L89 233H87V231ZM12 231V232H11ZM53 231H56V232H53ZM59 231V232H58ZM64 231V230H63ZM93 231V232H92ZM164 231V232H163ZM165 231H166V234H165ZM171 231V232H170ZM205 231V232H204ZM247 231H248V233H247ZM253 231V232H252ZM59 233V235H58V233ZM77 232V233H76ZM94 233L95 235H91V233ZM203 232V233H202ZM251 232V233H250ZM256 232V233H255ZM70 233H72V234H70ZM97 233V234H96ZM101 233V236L99 235ZM162 233V235L164 234V236H162L161 237V239H159V237H158V235H160ZM197 233V235H195ZM200 233H202V235L200 234ZM205 233L207 234V235H209V237H205ZM253 233V234H252ZM81 234V235H80ZM88 234H90V235H88ZM201 236H200V235ZM256 236H255V235ZM96 235H98V237L96 236ZM166 235V236H165ZM199 235V236H198ZM232 235V236H231ZM68 236V237H67ZM75 236H77L76 238H75ZM92 238H91V237ZM97 237V238H99L100 240H99V242L98 243H95V244H93V243H90L91 241H93V239H95V237ZM196 236V238L198 237V239H196V238H194ZM202 236H204V237H202ZM253 236H254V238H253ZM68 238V240H66V241H68L67 243H69L70 242V244L69 245H67V243L65 242V244H62L64 241V239H66V238ZM94 237V238H93ZM141 237V238H140ZM163 237H164V239H163ZM232 237H234V239L232 238ZM75 238V239H74ZM82 238H84V236H82ZM85 238V239H86ZM96 238V239H97ZM153 238V239H152ZM167 238H168V240H167ZM171 238V239H170ZM202 238H203V240H202ZM204 238H207V239H204ZM90 239H92V240H90ZM144 239V240H143ZM170 239V240H169ZM196 239V240H195ZM140 240H141V242H140ZM155 240V241H154ZM159 240V242L162 240V242H163V244H162V246L164 245V247L162 248V246H161V248L160 249H158L159 248V245L158 244H160V243H158L157 241ZM166 240V241H165ZM96 241H98V239L96 240ZM95 240L93 241V242H96ZM62 242V243H61ZM81 242V241H80ZM174 242V243H173ZM140 244L139 245V247H137L136 245L137 244ZM30 244H33V245H35L37 248L39 247V249H37L36 247V251H35V248H33L34 249V251L35 252H37V250H39V251H41V249H43L42 251L44 252V257H43V255H42V257L43 258H40L39 257V253H41V252H39L38 251V254L37 253H33V255H32V258H31V260H29L27 257H26V255L24 254V252H25V248H24V246H29ZM37 244V245H36ZM91 244H93V245H91ZM156 244V245H155ZM261 246H260V245ZM67 245V246H66ZM99 245H101V246H99ZM31 246V245H30ZM97 246H99V248H96ZM260 247H262L263 249H259ZM24 248V252L22 251V249ZM22 251V252H20V251ZM150 250V251H149ZM259 250V251H258ZM257 251V252H256ZM116 253V254H115ZM260 253V254H259ZM263 253V254H262ZM115 254V257H114V260L112 259L113 258V256L112 255H114ZM151 254H153V255H151ZM91 255H93L92 256V258H91ZM155 256H157V257H159V258H155ZM163 257V258H162ZM264 257V256H263ZM92 260H91V259ZM141 258V259H142ZM161 258H162V260H164L163 262H162V260H161ZM81 261H80V260ZM138 259V258H137ZM141 259L139 260V263L141 264V263H143V261L142 262H140L141 261ZM263 259V260H262ZM149 260V259H148ZM210 260H213L212 262H209ZM61 262V263H60ZM146 262V261H145Z\"/></svg>",
    "mask_w": 264,
    "mask_h": 264
}]
</instances>
